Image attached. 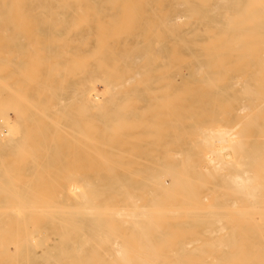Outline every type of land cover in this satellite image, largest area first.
Here are the masks:
<instances>
[{
	"label": "bare ground",
	"instance_id": "obj_1",
	"mask_svg": "<svg viewBox=\"0 0 264 264\" xmlns=\"http://www.w3.org/2000/svg\"><path fill=\"white\" fill-rule=\"evenodd\" d=\"M2 1H0L1 5L3 4ZM40 1H44L43 4H45V5H49V6L52 5L53 6V4H54V6L55 5L57 6L56 8H60V10H58V11H56V9L53 8V9H55V11H56L55 12L54 10H51L52 8H49V6H48V9L46 11V15L47 16L58 17V19L60 21V23L58 25H59L60 30L63 32V34H67V33H70V32H76V33L78 32L79 36L84 37V36H86V35L91 33L89 22L91 20L92 15L90 16L89 13L84 12L86 10H84V8H82L81 6L82 5H87L91 1L93 2L94 0H40ZM105 1H103V2H105L106 4H108V3L110 4V3H112V1H114L113 5H115L116 3H118L117 1H119V0H117V1H115V0H109V1L105 0ZM121 1H122L121 2L122 4L120 3L121 6H120V4L119 5L117 4V7L119 6L120 8L121 7L123 8V9L121 8L122 10H120V12L124 10V12H121V15L123 17H125V15L128 14L126 12V9L128 8L127 10H129V7H130L131 11H132L133 8H135L134 7L135 3L133 2L134 3L133 5H128V3H129V0H128V3L125 5V4H123V2H127V0H121ZM134 1H136V0H134ZM139 1L140 0L136 1L138 6L140 5ZM13 2H14V0H13ZM17 2H19V4H20V0H18V1L15 0L16 4H17ZM45 2H47V3H45ZM162 2H169V4H170V12H169V9H166L164 11L165 15H163V17H164V19L162 20L163 22H161L162 24H158L157 27L159 25H162V27L165 28V31H166L165 33H166V36H167V37L165 36V43L168 40L167 39L168 38V32H169V36L171 37L170 53L172 55V63H170V64H172V67L170 69H172V78H171L172 81H174L177 76L180 79L182 77V75L180 74V70L182 68H184V67H187L189 69V74L191 75L192 79L202 81L201 83L204 82L205 84H207L206 86H208L210 84L211 86L214 85L213 87L215 88L217 85L215 86V84H213V82H217V81H221V80L227 81V82H231L232 84L233 83H236V84L238 83V85H239V88H237L238 99L241 100L240 104L243 107H246V108H244V109H246V112L244 114H243L242 111L238 112V113H242V115H243L242 117H244V118L240 117V118H242L241 120L243 122L241 128H239V126H238V128H237L238 130L236 129L234 131L232 129L235 127L236 123H235V125L233 124V127H231V125H228L226 123H220V122L212 123L214 120H216V118H215V116L213 114H210L211 113L210 112L209 116L207 115V117H206L205 116L206 114H205L204 115L205 117L201 121L199 120L200 122L198 124H197V122H195L197 124V126L195 127L196 130H193L194 127L191 126L192 130L194 131V133H193V131L192 132L190 131L193 134V136H192V134H190V136H192L191 138H188V136L186 137V138H188V140L185 142L186 144H183L181 147H179V149L173 151V152L177 153L176 156H179L178 158L175 159V153L173 154V152H172V154H170L171 152L170 153L167 152L169 155L168 154H164L165 153L164 152L163 154L165 156L163 155L164 157L161 156V158L165 159L167 157L166 155H168V157H167V159H168L170 157V155H172V161H165V162H161V163H156V162L151 163L150 162V164H148L144 170H141L142 172H139V169H137V171L136 170L135 171L129 170L130 169V168L128 169L129 165L126 166L124 163L122 165L126 166L127 169L124 167L125 169L123 168L122 170H120L118 172L110 171L109 168H106V169L103 168L104 172H105V170L107 171V169H108L107 172H109V173H107V177L104 180H102V182L100 180H98L99 177L94 179L95 181L92 180L94 182H91V181H88V180H83V179L81 180V182H77L75 179H68L69 177L67 178L66 175H63L64 173L61 172L62 175H63L62 178L64 179L66 177L67 179L66 178L64 180H62L61 178L57 179L58 177L54 178V179L53 178H51V179L49 178L50 180L37 181V184H36V182H35V184H33V179H31V178H24V179L12 178V175L10 177L9 170H8V172H9L8 173L7 170H5L6 169L5 166L2 164V162H0L1 165H2V168L4 167V169H1L0 175H2V174L4 175V173H5L6 177H8V175L10 177V178L8 177V179L10 181L7 179L6 181H8V182H6V183H5V180L3 182L0 181V184L2 183V185H0V189L3 190V191L0 190V192L2 191L1 192L2 195L0 196V264H217V263L222 264V262L220 263L219 261L214 260L213 256H211V255L209 256V253L211 252V249H210V252L208 251L209 253L207 254L206 250L198 249V248H197L198 250H196V248L194 247L195 248L194 250H192V249L191 250H189V249L186 250V255H187V253H192L193 251L194 252L197 251V253H201L203 251L201 253L202 255H200V257L198 256L200 258V260L203 257V254H206V256H209L211 258L213 257L212 261L203 262L202 260L201 261L198 260L199 258L197 260H195L194 258L193 259H187L188 256L187 257L185 256V258H184L183 254H184L185 248L181 249V247H183V245H186V243L182 245L181 242H183V241H181V242L178 241L180 244L178 242L176 244L173 243L175 245L179 244L177 250L174 252L175 253L174 256L176 254L177 255L179 254V255H178L177 258L172 259L171 255H173L172 254L173 250H172V241L170 242V240H173L171 238H174L175 240H178L179 236H177V238H175L174 236H176V235L174 234L173 237H172V233H175L176 230L174 231L173 228L169 229V230L173 231L171 233L168 230V227H166L167 229L165 228V226H168V224H164L165 226L163 227V225L161 226V224L158 223V221H159L158 219L162 218V215H163L162 219L165 218L163 220L164 223H168L165 220L169 219L170 216L172 217L174 215V213L176 214V217L178 218V215L179 214L181 215V213H177V212H181V209H180L181 207L193 206V208H190L192 210L195 209V207L197 205L199 207L201 205V202H199V201L202 200V199L198 200V198H199V196H201V193H200L201 190H204V189L207 190V192H209L211 194L210 195V200L207 203L205 202V206H206V204H208V206L205 207L206 210L202 209V205L199 208L197 207V209L201 208V210H202V211L201 210L198 211V212H200V213H198V215L199 214L206 215L205 216V219L207 220L206 223H209V226H207V225L204 226V230L208 231V235H210L209 232H214L215 230H218V228H219V230H221L220 227H223L226 224L225 223L224 225H222V223H221L219 225H216L221 220H225L226 219V221H228L230 219L228 222H230L232 220L234 222V220L238 221L237 219L240 218V219H243L244 225H245L246 215L249 214L250 212H251V215L249 214L250 215L249 217L247 215V218H249V220L252 221V222L255 219L254 222L251 223V228L255 229L257 227H260V228H257L258 229V233H259V230L261 229V226H264L263 225L264 224V0H162ZM8 3H10L9 0H8ZM105 3H103V4H105ZM4 4H5V2H4ZM19 4H17V5H19ZM130 4H132V1L130 2ZM108 5H106V6H108ZM113 5L111 4L109 6L113 7ZM8 6L10 7V9L12 11V8H11L12 5L10 6V4H9ZM8 6L6 7L7 10L5 9L6 12L9 10ZM138 6H137V8H139ZM0 7H2V6H0ZM38 7L40 9V6H38ZM88 7L86 6V8L88 10L91 9V8H88ZM143 7H144V5H143ZM17 8H15V9L13 8L14 9V13L16 14V15L15 14H13V15H15V20L14 21L15 22L17 21L18 24H17V22H16V24H14L13 20H11L10 22L13 23L12 26H14V25H16V27H18V26L20 27L21 26L20 28H22V30L24 28L23 31H25V27L27 28V26H25V25H28V24H26L28 22H27V20L24 22L25 19L23 17L26 16V15L23 14V16H21L22 13H24V11L22 10L23 7H21V9H20V6H18ZM41 8H42V6H41ZM44 8L45 7H43V9ZM106 8H108V7H106ZM93 9H95V8L91 9L92 12L94 11ZM16 10L20 11L22 13H19ZM107 10H109V8ZM145 10H146V8H145ZM145 10H144V12H145ZM33 11H35V10H33ZM33 11H31V13ZM98 11H100V9ZM135 11H137V10H135ZM109 12H110V10H109ZM125 12H126V14L123 15L122 13H125ZM152 12H154V11H152ZM9 13L10 12H8L7 14H9ZM40 13H41L40 15H42V14L44 15V13H42V12H40ZM96 13L98 14V12H96ZM100 13H102V12H100ZM103 13H104V11H103ZM135 13H134V15L132 14V16L131 15L128 16L130 14V11H129V14L127 15V21L128 22H129V18L128 17H131V18H133V16L136 17ZM9 15H11V14H9ZM18 16H20L23 21L21 20V22H20V18ZM108 16L106 17L107 18L106 20L110 21V22L112 21L111 22V26L113 27L112 23L115 24V20H117L119 17L118 18L114 17L112 20H110L111 17H113L114 15L112 14V16H110V14H109ZM3 17H5V16H3ZM8 17H10V16H8ZM11 17H12V15H11ZM26 17L28 18V16H26ZM44 17L46 19V16H44ZM12 18H10V19H12ZM35 19H36V17H35ZM45 19H44V21H45ZM6 20H8V19H6ZM118 20L122 21L120 19H118ZM133 20H135V19L134 18L131 19V21H133ZM28 21L31 22V20H28ZM35 21L33 22L34 24L36 23ZM127 21L125 20V22H124L125 25H126ZM153 21H152V23H153ZM146 22H148V21H146ZM24 23H25V25H24ZM95 23H96V25H99L101 22L98 24L97 21H96ZM102 23H103V21H102ZM105 23L107 24V22H105ZM163 23L165 24V26L163 25ZM127 25H130V23L127 24ZM132 25H130L131 26L130 28H133ZM9 26H11L10 23H9ZM103 26H105V25H103ZM34 27L37 28V26H34ZM99 27L102 28V25L98 26V29H99ZM109 27H110V25H109ZM127 27H125V28H127ZM4 28H6V27H4ZM9 28H11V27H9ZM29 28L32 29V27H29ZM29 28H27L28 31L30 30ZM54 28H55V25H54ZM125 28H123V31H124ZM103 30H101V31L103 32ZM105 30L108 31V28L106 27ZM141 30L143 31V29H141ZM155 30L157 32L158 29H155ZM4 31L7 32L8 29H4ZM10 31H12V30H10ZM46 31H47V29H46ZM110 31H112V30H109V33H110ZM118 31H120V29H117V32L114 31L115 32L114 34L113 33H110V34H112V35L116 34V36H117V34L119 33L118 35L121 36L120 34H122L123 32L120 33ZM146 31H147V27H146ZM15 32H17V31H15ZM33 32L34 31H32V34H33ZM42 32H43V30H42ZM124 32H126V30ZM104 33L103 34L101 33L102 37H104V35L106 37V34H104ZM151 33H152V35L154 34L153 31ZM50 34H52V32ZM63 34H62L61 38H64ZM108 34H107V37H108ZM29 35H30V33H29ZM93 35H94V33H93ZM127 35H128V33H127ZM34 36H36V35H34ZM38 36H39V34H38ZM45 36H46V34H45ZM116 36H113V37H116ZM158 36H159V34H158ZM5 37L8 38L7 36H5ZM54 37L55 36H53V40L54 41L55 40L58 41V38H60V36L59 37L56 36L58 38H56V37L54 38ZM99 37H101V36L99 35ZM154 37L156 38L157 36H154ZM47 38H50V40L52 39V37L50 35V37H46V42H45V40L42 41V42L48 43L47 42V40H48ZM117 38L120 39V37H118V36H117ZM126 38H127V36H126ZM126 38H124V39H126ZM152 38H153V36H152ZM13 39L15 40V38H13ZM34 39H33L34 42H38V41H36V39L35 40ZM79 39H80V37H79ZM104 39H103V41L105 42ZM106 39H108V38H106ZM148 39L149 38L147 37L146 41ZM11 40H10V42L12 43ZM62 40L63 39H61L60 41L62 42ZM94 40H96L98 42L97 39H94ZM101 40H102V38H101ZM21 41H23V40H21ZM60 41H59V43H60ZM72 41L74 42V40H72ZM96 41H95V43H96ZM103 41H102L103 44H106V43L108 44V42L104 43ZM155 41L156 40H154V42ZM10 42L8 41V43H10ZM34 42L31 43L33 48L35 46ZM79 42H81L82 45H86L87 44V42L82 40V39ZM124 42H125V40H124ZM8 43L6 42V46H9V45H7ZM28 43L30 44V42H28ZM51 43H53V41ZM98 43H100V42H98ZM40 44L41 43H39V45ZM108 45L107 46H102V49H103V47H106V50H110V48H108ZM27 46H25V47L27 48ZM69 46L67 45L66 47H69ZM123 46H122V48H123ZM166 46H167V43H166ZM166 46H165V50H166ZM36 47H38V46H36ZM58 47H60V49L62 48L60 46V44H58ZM66 47H65V49L67 50ZM95 47H97V44L95 45ZM138 47H140V46L137 45L136 48H138ZM65 49H61V50H65ZM97 49H99V48H97ZM100 49H99L98 52H100ZM7 50L9 51V54L10 53H12V55H13V53L15 54L14 51L11 52V50H9L8 48H7ZM26 50H28V48ZM34 50H36V53H37L39 51L41 52L42 49L41 50H37L35 48ZM93 50L96 51V48L93 49ZM156 50H157V48H156ZM2 51H3V48H2V50H0V53ZM29 51H31V49ZM43 51H44V49H43ZM110 51H112L111 53L114 54V51L112 49ZM3 52H2V54H3ZM65 52H67V51H65ZM75 52H76V50H75ZM105 52L107 53V51H105ZM125 52H127V51L125 50ZM125 52H123V53H125ZM19 53H21V52L19 51ZM58 53L61 54V53H63V51L62 52L59 51ZM67 53H69V52H67ZM89 53L88 54L86 53V54L90 56ZM154 53L156 54V52H154ZM31 54L35 57V55L33 54V51H32ZM59 54L57 56H55V58L56 57L58 58V56L60 57ZM92 54L93 53H91V56H90L91 60L94 57V56H92ZM97 54L98 53H96V55ZM101 54H103V53L101 52L100 55ZM3 55H4V57H6L5 54H3ZM26 55H28V54H26ZM37 55H39V54L37 53ZM74 55H75V53L73 52V54H72L73 57H70V58L74 59V57H76V56L78 57V55H76V56H74ZM87 55H85V56H87ZM94 55H95V53H94ZM118 55H120V54L118 53ZM118 55H116L117 58L119 57ZM44 56H46V55L44 54ZM52 56H53V54H52ZM63 56H67V55L64 54ZM80 56H81V54H80ZM83 56L84 55H82V57ZM85 56H84V58H85ZM97 56H99V54ZM132 56H133V58L132 57L131 58L133 60H135V62L137 61L139 66H143L144 65L141 62L142 53L133 54ZM4 57H3V60L5 59L4 61H7L6 58L10 57V55L7 56L6 58H4ZM17 57L18 56H16L15 59H18ZM30 58H33V57H30ZM40 58L38 59L39 61H40ZM87 58H88V56H87ZM112 58L113 57H111V59ZM161 58H162V56H161ZM15 59H14V61H15ZM46 59L48 61L49 57L48 58L46 57ZM61 59H62V57H61ZM71 59H69V61ZM95 59H96V57H95ZM104 59H106V58H104ZM118 59L121 60V58H118ZM1 60H0V62H2ZM30 60L32 61V59H30ZM38 60L35 61V59H34L32 62H29V61L26 62V63L23 62L24 63L23 65H25V67H26L27 64H29V63L33 64V62L35 61L36 62L35 66H36V65H39V63L37 64ZM41 60H42V58H41ZM44 60H45V57H44ZM120 60H117V61L115 60L116 62L115 61L114 62L117 64L118 61H120ZM133 60H131V61H133ZM9 61L10 60L8 59L7 64H8ZM12 61H10V62L12 63ZM67 61L68 60H66V63L68 64ZM96 61L95 62L98 63V65H99L96 68H100L101 65H103L102 67H104L105 69H108V68L111 69L110 68L111 66L109 67V65H107V66L105 65L107 63H104V64L100 65L99 64L100 61H98V58H97ZM85 62L87 63V61H85ZM93 62H94V60H93ZM3 63L4 62H2V64L0 63V66L3 65ZM5 63H4L3 66L6 68L7 64L5 66ZM47 63H48L47 66L48 67L50 66V67L49 68L46 67V68L51 70V71H48V73H50V74H51V72L53 73V70H54L53 74L56 75L55 73L59 70V68H60V70L65 69L64 66H62L61 64H59V67H58L57 61H56V63L54 65L52 64L53 62H47ZM49 63H50V65H49ZM80 63H81V61L80 62L78 61V64H80ZM132 63L134 64V62H132ZM76 64H77V62H76ZM116 64H114V68H115ZM12 65H14V64H12ZM52 65L53 66L56 65V67H53ZM84 65H85V63H84ZM87 65H85V66H87ZM111 65H112V62H111ZM3 66H1V67H3ZM32 66H33V69L32 70L29 69L30 70L29 73L31 71L36 72L38 70L37 69L38 66H36V68H34L35 67L34 65H32ZM122 66H123V64H122ZM25 67L22 66L23 69ZM52 67L55 68V69H53ZM72 67L73 66H71L69 69H71ZM77 67H81V65L77 66ZM164 67H165V65H164ZM22 68L19 70L20 72H22ZM83 68H84V66H83ZM124 68H128V67L125 66V67H123V69ZM147 68H148V66H147ZM7 69H9V68H7ZM25 69H27V68H25ZM25 69H24V71H25ZM35 69H36V71H35ZM47 69H46V71H47ZM158 69L159 68H157V70ZM78 70H76V71H78ZM111 70H113V68ZM127 70H129V68ZM127 70L125 69V72ZM46 71H45V73H46ZM132 71L134 72V70H132ZM18 72H17V74L19 75L20 72L19 73ZM33 72H31V73H33ZM38 72H39V70L36 73H38ZM64 72H65V70H64ZM115 72L117 74H119L118 71H115ZM136 72L133 73V75H132L133 78L135 76H137ZM143 72L146 73V70H144ZM10 73H12V72H10ZM29 73H24V74L22 73L23 75H25V76L21 75L22 78L25 79L26 76L30 77L31 73L30 74ZM48 73L45 75L46 77L44 76V78H46V79L50 78V77H47V76H49ZM58 73L59 72H57V74ZM116 73H115V75H117ZM127 73H128V71H127ZM164 74H166V73L164 72ZM120 75H118V77ZM125 75H126V73H125ZM141 75L145 76V74L144 75L141 74ZM163 75H161V77ZM12 76H14V75L12 74ZM132 76H130L129 78H126L127 82H128V80L130 78H132ZM8 77H9V75H7V78ZM121 77L117 78V82L119 81L118 84L122 81ZM139 77L140 76H137L135 78L139 79ZM146 77H148V75ZM7 78L5 76V79H7ZM10 78H12V77H9V79ZM34 78L38 79V76L34 77ZM98 78H100V76ZM106 78L107 77H105L104 80H106V83H108ZM169 78L170 77H168V79ZM5 79H3L2 81H5ZM30 79H32V76L30 77ZM43 79H41L37 83L34 82V84H36L35 87H32V88L28 87L27 88V85H25L26 89H33V91H34L33 93L35 95H37V92H38L37 90H39L41 99L38 97V95H37V97L36 96H31V95H34V94L31 93V95L26 94V95H23L22 97H20V100L18 102H17V100L19 99V98L17 99L18 96H15L16 97V102H14V100H12L13 98L10 99L11 97H9V96H12L11 94L14 91L10 95L7 92V94H8L7 97H9V98L4 97L2 99L6 98L8 100L9 99L12 100V103H10V101L5 99L7 101V103L9 102L7 104L8 107L6 108V110L7 109L8 110L12 109L11 107L15 106L13 108L14 110L12 109V110H9V111L15 112L16 119H13V120H14L15 123H17V126L19 127V129L25 130L26 132L28 131V135H29L30 131H32L33 129L34 130L36 129L37 131L42 132L43 134H45V136H43L44 138L41 137V139L43 138V141L41 140L42 144L48 143V146H49V143H52V144L55 143V145H56V142L58 140V135H57L59 133L58 131L62 130V128L64 126H65V128H67L66 127L67 125L65 124V122L61 121L62 117H64V116L67 117V114H69V113H67L68 110L65 108L66 105L64 106L65 103L63 104L64 101L62 99H66L65 101H67V103H69L67 98H69L70 96L75 97V95L78 94L77 97L79 98L80 97L79 94H84V98L87 101L90 100L92 102L93 99H95L97 97V93L94 92L95 89L92 90L94 92L93 96H95V98L92 99L91 94H90L91 90L89 91V89H87V90L86 89H83V90L80 89L81 92L83 91L82 93H80V92L77 91L78 88L75 89V88H73L72 86H69V85H65V86L62 85L61 84V81H63L62 79H60V82H56V83L45 82L44 81L45 79L44 80ZM82 79H83V85H84V81L85 82L87 80L88 81H92L93 78L91 79L90 76H84V77H82ZM101 79H103V78H101ZM101 79H98V80L101 82L102 81ZM119 79H121V80H119ZM126 79L124 80V82L126 81ZM64 80L66 81V79H64ZM93 80H95V78ZM160 80H163V79L160 78ZM164 80H166V79H164ZM184 80H186V79H184ZM16 81H14V82H16ZM48 81H50V80L48 79ZM139 81H140V79H139ZM146 81H147V79H146ZM146 81H142V82L144 83ZM19 82H20V80H19ZM19 82H18V85H16L17 86L16 89L14 87H12V86L10 87L9 83H6V82L5 83L8 84L10 88H13V89H15V91L17 90L19 92V90L21 91L22 86L24 87V85L20 86ZM21 82H23V81H21ZM186 82H187V80H186ZM10 83H12V82H10ZM88 83L91 84L90 82H88ZM121 83H123V82H121ZM153 83L154 82H152L151 84H153ZM155 83H157V81ZM79 84H80V82H79ZM108 84H106V88L109 86ZM127 84H130V83L128 82ZM127 84L123 83L122 85H127ZM145 86H147V85L144 84V87ZM164 86L166 88H164ZM164 86L162 88L158 87L160 90L157 91V92H161V89H163V88H164L163 90H165L164 92H166V90L168 89L167 88L168 85H164ZM137 87H138V85H137ZM200 87H201V85H200ZM102 88H104V87H102ZM108 88H110V87H108ZM123 88H124V86H123ZM119 89H120V87H119ZM218 89L222 93H226V90L224 91V89H221V90H220V88H218ZM228 89L231 90V87L228 88ZM10 90L7 89L6 91H10ZM110 90L112 91V89H109V91ZM121 90H123V89H121ZM179 90L178 91L175 90V93L176 92L177 93H181L180 92L181 90L180 91ZM149 91L152 92L153 90L150 89ZM21 92H19V93H21ZM44 92H47V93L44 94ZM155 92H152V93H155ZM22 93L24 94V92H22ZM100 93H102V92H100ZM103 93H102V95H103ZM136 93H137V91H136ZM136 93L134 92L135 95H136ZM162 93H163V91H162ZM171 93H174V92H171ZM222 93H220V95ZM104 94H107V93H104ZM166 94H168V93L166 92ZM166 94H165V97L166 96L169 97L171 95V94H169V95H166ZM189 94H191V93H189ZM226 94H228V93H226ZM172 95L170 96L172 99L176 98V95H175L174 98H173L174 95L173 96ZM109 96H110V94H109ZM214 96H216V95H214ZM214 96L211 95V98L214 97ZM13 97H14V93H13ZM15 97H14V99H15ZM99 97H101V95ZM154 97H156V96H154ZM154 97H152V98H154ZM110 98H113L112 94H111ZM157 98L158 99H155V100L156 101H160V99L163 98V97L162 96H160V97L157 96ZM171 98L170 99L166 98V100L168 102L165 99H161V103H160L161 106L159 104L158 108L159 109H160V107L168 108V110H170V108L171 109L174 108L175 105H173L171 107H169L168 105H167L168 106L167 107L165 105L166 103H169V102L171 103V101H170ZM229 98H230V100L229 99L228 100L231 101L232 97L230 96ZM96 99H95V101L98 103V101ZM126 99L129 101L128 98H126ZM126 99L125 100H121V102L122 101H127ZM183 99H185V98H183V96H182L180 99H176V100H179V101L181 100V102H182ZM69 100H70V98H69ZM76 100H78V99L76 98ZM174 100H172V102ZM225 100H226V103L225 102L224 103L226 105V104L229 103V101L227 103V99H225ZM1 101L2 100L0 99V103H1ZM163 101H165V103ZM213 101H216V99L214 98ZM233 101L234 102L236 101L235 97L233 98ZM39 102L41 104H39V107H37L38 106L37 103H39ZM78 102H79V100H78ZM78 102H77V104H78ZM91 102H89V103H91ZM132 102H134V101L132 100ZM162 102L164 103L163 105H162ZM14 103H16V104H14ZM170 103H169V105H171ZM210 103H212V102H210ZM10 104H11V107H10ZM69 104H71V103H69ZM80 104L83 105L82 104V99L79 102V105ZM127 104L128 103H126L124 105H127ZM146 104H147V102H146ZM193 104H195V103H193ZM213 104L214 103H212V106H214ZM218 104L222 105L223 102L218 103ZM218 104L216 103L215 106H217ZM20 105H22V106L20 107ZM91 105L93 106V103H91ZM129 105L130 104H128L127 106L129 107ZM153 105L155 107V103H153ZM153 105L152 106L150 105V106L153 107ZM199 105H200V103H199ZM228 105L226 107L230 108V105L229 106ZM156 106H157V104H156ZM177 106H179V105H176V108H178V109L181 108L180 106L179 107H177ZM224 106H221L220 108H223ZM69 107L70 106H68V108ZM119 107H121V106H119ZM197 107H198V105H197ZM95 108L99 109L101 107H96L95 106ZM95 108L93 106V110ZM188 108H189V105H188ZM188 108H186V109H188ZM213 108H210V109H211V111L214 112V110H212ZM76 109H78L80 111V112H76V114L77 113H81V112H82L81 114H84L86 112V110L88 111L87 107H86V110H85V108H81L79 106H77ZM80 109H84V111H82ZM141 109L143 110V107ZM141 109H138V110H141ZM145 109H147V108H144V110ZM78 110H73V111H78ZM116 110H118V109H116ZM121 110H123V108ZM148 110H149V108H148ZM218 110H220V109L218 108ZM237 110L239 111V108ZM240 110H242L241 107H240ZM166 111H165V114L167 113ZM173 111H175V110H173ZM137 112L140 114L139 111H137ZM144 112L145 111H143V113ZM157 112L158 111H156V113ZM178 112H179V110H178ZM203 112H204V110H203ZM226 112H228V111H226ZM236 112H235V114H236L235 116L238 115ZM159 113L160 112H158L156 115L159 116ZM175 113H173V114H175ZM169 114H170V112H169ZM180 114L178 116H181L180 118L183 117V119H184V116H182V114L181 115ZM77 115L79 117V114H77ZM170 115H172V112H171ZM170 115H169V118L171 119L172 117ZM176 115L177 114H175V116ZM154 116H152L150 118L152 119ZM178 116H177V118H178ZM216 116H217V114H216ZM6 117H7V115H6ZM155 117L153 118V120L155 119ZM237 117H239V116H237ZM68 118L70 119L69 116H68ZM116 119L117 120H111L110 121L111 122L110 124H112V125H109L108 119H107L106 122H107L108 126H104L105 124L104 125L102 124L105 127V128L103 127V129H105L107 131L110 130V132L113 131L111 126L115 125L114 122L115 121H119V119L121 121H123L124 118L121 117V118H116ZM189 119L190 120H194V119H191V116H190V118L189 117L187 118V120H189ZM237 119H239V118H237ZM73 120H74V118H73ZM138 120H140V119H138ZM84 121H86L89 125L91 124L86 119ZM168 121H169V119H168ZM75 122H73L71 120L70 123H72L73 126L75 125V129H76L79 124H78V122H76V124H78V125H76ZM144 122H143V118H142V123H144ZM178 122H179V120H178ZM12 123L9 120H7V118L3 119V117H0V145H2L3 148L6 145L8 146L10 143H14V145L16 143L13 140V137H14L13 135H15V134H13L14 132H13L12 127H11ZM142 123H140V124H142ZM150 123H152V125L154 124L153 121L151 122V120H150ZM150 123L147 122L146 124H144V125H146V128L148 126L151 129L152 125ZM160 123H156V124H154L152 126L153 133H154V129L157 130V131H155L156 134L154 133L155 134L154 138L157 137L156 139H158V142H159V138H160V133L159 132H161V131L164 132L165 131V133L167 134L166 130L168 129L167 128L166 130H164L166 127L165 128H161V125H163V123L162 124H160ZM237 123H238V121H237ZM147 124H150L151 126H149ZM158 124L160 125V127H159ZM174 124H176V123H174ZM250 124L252 125V128H253L252 134L249 133V126L251 127ZM13 125H14V123H13ZM92 125L93 124H91V128H92ZM144 125H143V127H144ZM156 125L159 128H157V127L153 128ZM84 126H85V124H84ZM130 126H129V128H130ZM132 126H134V125H132ZM170 126H169V128H171V131L174 129L173 130V134L177 133L176 130H175L176 128L173 127L174 125H170ZM180 126H181V124H180ZM108 127H110V128H108ZM116 127H118V130H120L119 125L115 126V129H116ZM69 128H70V126H69ZM183 128L181 129L182 131L185 129V128L184 129ZM190 128H189V130H190ZM77 129L79 130L81 128H77ZM94 129H96V128H94ZM186 129H187V127H186ZM36 130L33 131V132L34 133L37 132ZM67 130H69V129H67ZM105 130H103L102 133H104ZM158 130H160V131L158 132ZM62 131H64V130H62ZM85 131H84V135H83V130H80L78 132L83 135V136L82 135L81 136L86 141V138L88 139V137L92 136L94 134V132L87 137ZM163 132H162V134H163ZM71 133H73V132H71ZM79 133H77V135H79V138H80V134ZM87 133L90 134L89 132H87ZM149 133L150 132H148V134ZM153 133L149 134V137L153 138V136H152ZM65 134L68 135V133H66V132H65ZM107 134H109V133H107ZM148 134L146 136H148ZM166 134H165V136H166ZM179 134L182 135V133H179ZM179 134L176 135V136H178L180 138ZM17 135H18V132H17ZM46 135H48V137H49V139H47V140H46ZM71 135L72 134H70L69 137L73 138ZM156 135H158V136H156ZM161 136L164 137V135H161ZM29 137H31V136H29ZM111 137L112 136H110V139H111ZM168 137H171V136H168ZM107 138H108V135H107V137H106L104 142H107V140H108ZM174 138H175V135H174ZM18 139H16V140H18ZM21 139H23V138H21ZM146 139H147V137H146ZM34 140H36V138L33 139V142H34ZM90 140L92 141V137L89 139V142H91ZM172 140H174V139H172ZM175 140H177V139H175ZM12 141H14V142H12ZM75 141L78 142L76 139H74V142ZM93 141H95V139H93ZM100 141H101V139H100ZM100 141L97 140L94 143H97V142H100ZM170 141H167V142L169 144L170 143L172 144L173 141H171V142ZM21 142L25 143V141L23 142V140H21ZM21 142L18 140V143H16V144L19 145ZM74 142H72V144ZM89 142L87 141L86 143L90 144ZM155 142H157V141H155ZM22 143L19 146L20 147L22 146L21 148L23 149V144ZM94 143L93 142L91 143L92 147L95 146V145H93ZM150 143H148V144H150ZM37 144H38V142H37ZM75 144L76 143H74V145ZM77 144H80V147H81V145L84 144V142L83 143L78 142ZM97 144L99 145V143H97ZM101 144H102V146H105V143L101 142L100 146H101ZM157 144H155L156 147L158 146ZM25 145H27V144L25 143ZM165 145H166V142H165ZM165 145H164L163 148H166ZM82 146L85 147V145H82ZM13 147L14 146H12V148ZM35 147H37V145H35ZM110 147H111V145H110ZM110 147L107 146V148H110ZM15 148H16V146H15ZM15 148H13V149H15ZM28 148L31 149L30 147H28ZM8 149H10V148H8ZM22 149H19L20 152H16L14 150L16 152L15 153L13 151L14 155L15 154L17 155L19 153L23 155V153L21 152ZM34 149L35 148L33 146V149H31V151L34 150ZM81 149H82V147H81ZM85 149H87V146H86ZM94 149L95 148H93V149L92 148L91 149L88 148L87 150H89V151L91 150V152L92 151L94 152ZM100 149L96 148L95 150L99 151V153H100V151H101ZM110 149L113 150L114 146H113V148L111 147ZM115 149L118 152H121V151L123 152V150H118L117 148H115ZM129 149H131V148H129ZM164 150L165 149H163V151ZM28 151H30V150H28ZM82 151H83V149H82ZM166 151H169V150L166 149ZM170 151H172V150H170ZM23 152H25L28 155V157L31 158V160L34 158L32 161L30 160L31 162H33V161L36 162L35 158H38V157H34L35 153H34V156L32 158V153L31 154L29 152L27 153L24 149H23ZM101 152H103V151H101ZM108 152H110V151L108 150ZM108 152H106V153H108ZM129 152L130 151L128 150V153H126L125 151L123 153H126L127 156H129L130 155ZM150 152H152V150ZM87 154H86V156H87ZM97 154L93 153V155H97ZM103 154L104 153H102V156H101L102 159L100 158L99 162L103 161L107 157V156H104L105 158L103 159ZM111 154L112 155H110V156L112 157L113 154H115V153H111ZM120 154H121V157H122L123 154L122 153H120ZM120 154H117V155H120ZM144 155L146 157V154H144ZM3 157L2 158L0 157L1 161H2ZM118 157H120V156H118ZM130 157L133 158L134 155L133 156L130 155ZM5 158H6V156H5ZM93 158H95V157L93 156ZM123 158H125V157L123 156ZM137 158L138 157L135 158V161L137 160ZM18 159L20 160V157H17L16 160H18ZM106 159L104 161H106ZM108 159H110V158H108ZM144 160L147 161L146 159H144ZM158 160H163V159L159 158ZM92 162L90 161V163H92ZM107 162H109V163H107ZM107 162H106L107 164L112 165L113 164L112 162H114V161L110 162V160L109 161L107 160ZM11 163H13V162L11 161ZM127 163H128V161H127ZM130 163H132V161ZM136 163H137V161H136ZM31 164L32 163H28V165H31ZM101 164H103V162H101ZM119 164H121V163H119ZM133 164H135V163H133ZM38 165H37V167H38ZM103 165H105V164H103ZM116 165L117 164H115V165L113 164V166L117 167ZM105 166H107V165H105ZM136 166H138V163H137ZM140 166H142L141 163H140ZM17 167H19V165H17ZM77 168H78V166H77ZM55 170H57V167H55ZM66 170L67 169H65V171ZM97 170H98V168H97ZM12 171H14V170H12ZM35 171H37V170L34 169L30 173L32 175L34 173H38V177H39L41 175V174H39L40 172H35ZM55 172H57V171H55ZM66 172L69 175L71 174L70 171L69 172L66 171ZM94 172H95V170H94ZM57 173H59V172H57ZM16 174H18V173H15V175ZM68 174H67V176H68ZM76 174H77V172H76ZM96 174L97 173H95V176H97ZM133 174H134V176L136 174L140 176V178L136 180L137 182L139 181L140 183H138L137 185L134 184L136 182H134L133 184H126L124 178H126V176H128V175H133ZM162 174L163 175L166 174L167 176L170 177L171 181H169V183H167L168 185L165 184V182H163ZM137 175H136V177H138ZM2 176H1V178H2ZM73 176L75 177V175H73ZM49 177H51V176H49ZM40 178H42V176H40L39 179ZM93 178H94V176H93ZM2 179H6V178L3 177ZM187 179H188V181L190 183H192V182L194 183L196 181H198V182L200 181V182L198 184H196L197 182L195 184H187V181H186ZM9 182H10V184H9ZM184 182H186V183H184ZM3 183H4V185L8 184L11 187L10 186L9 187L8 186H3ZM88 184H89V186H88L89 189L87 190V187L85 189V185L87 186ZM34 185H35V187H38L39 185H43V187L47 191H45V189L43 190V192H41L42 191L41 189H40V191L38 189L35 190L34 189L35 187L33 188ZM120 191H122V192H120ZM138 191H140V192H138ZM103 193L106 194V196H104ZM137 193H141L142 194L141 197L144 199L143 201H141V202L137 201V199L141 198V197H139V195H137ZM116 195H118L119 197L116 196ZM203 195L206 196V194H203ZM235 196H237V198H235ZM189 197H190V199H188ZM200 198H204V197L201 196ZM236 201L238 202V204H237L238 206L237 205L234 206ZM236 207H238V209H240V212L241 211L243 212L245 210V212L247 211L248 213L246 212L247 214L245 216H243L244 215L243 213H241V215L243 214L242 216H238L237 213H235V212H238V214H239V211H235L237 209ZM249 207L251 209L253 208L254 210L253 209L250 210ZM203 208H204V206H203ZM234 208H236V209H234ZM176 209H178V211ZM187 209H189V207ZM230 209H234V210L230 211ZM247 209H249V211ZM166 211H170V212L171 211L172 212L175 211V212L174 213H169V212H166ZM203 211H205V212L201 213ZM195 212H191V213H195ZM231 212H233V213L231 214ZM165 213L166 214L169 213L170 215L166 216V215H164ZM188 213L189 214H187V216L188 215H190V216L187 217L185 224L187 223V220L190 217L193 216V214H191L190 212H188ZM228 214L230 215L229 216L230 218L228 217ZM106 215H108V217H112L111 220H109V221H111V222L113 221L112 222L113 224L116 223V221L117 222H121V224H125V225L128 224V228L130 229L127 232L128 234L122 232L123 233V236H122L117 231V229H118L117 226H119V224L116 223L115 225H113L112 223H109V221H105V220H108V219H105V218L103 219L102 218V216L103 217L105 216L107 218ZM180 215H179V217H180ZM254 215H256V216H254ZM155 216H158V217H155ZM195 216H197V215L195 214ZM252 216H253V219L250 218ZM176 217L173 216L174 219ZM202 217L200 218L201 220L203 219ZM207 217H209V218H207ZM194 219L195 218H193L192 221ZM197 219H195L194 221H196ZM198 220H197V222H198ZM201 220H199V221H201ZM210 220H213V221H210ZM175 221H176V219H175ZM181 221H182V219H181ZM243 221H242V223H243ZM160 222H161V220H160ZM210 222H212L211 223L212 225H210ZM107 223L110 224L109 226L112 225V227H109V226L103 227V226H106ZM254 223L257 225V227H256V225ZM102 224H104V225H102ZM179 224L182 225L181 222L179 221L178 225L173 226V227H177V226H179ZM192 224H190V225H192ZM238 224H239V222H237L236 225H238ZM240 224H241V220H240ZM125 225H121V226H125ZM234 225L235 224H233V226H232V228L230 230L231 231L230 234L231 233L233 234V232L235 230L234 229ZM169 226L172 227L171 224H169ZM247 226H246V228H248ZM125 227H124V230L126 231ZM189 227H192V226H189ZM240 227H238V228H240ZM177 229H178V227H177ZM181 229H182V226H181ZM223 230H224V227H223ZM240 230L244 231V229L243 230L240 229ZM119 231H121V230H119ZM177 231L179 232V230H177ZM182 231H183V229H182ZM184 231H185V229H184ZM260 231H262V230H260ZM116 232H118L119 235L116 234ZM194 233H193V235H194ZM246 233H247V231H246ZM246 233H240V234L238 233V234L242 236V234L246 235ZM251 233H255V232H251ZM124 234H127L126 235L127 239L125 238ZM182 234H186V233H182ZM189 234H190V231H189L188 235ZM218 234L220 235L221 233L219 232ZM261 234L263 235L264 232H262ZM261 234H259L258 236H260L261 239H263ZM223 235H225V233ZM230 236L232 237L233 235H230ZM213 237L216 238L215 241L217 243L214 240H212V239H209V240L214 241L217 245H218V243L219 244L223 243L224 247L226 246L224 243L229 241V240H227L226 242H224L222 240L223 242H221L220 238H217L219 236H213ZM213 237H211V238H213ZM220 237H222V236L220 235ZM231 237H230V240L231 239L232 240L236 239V237H234V236H233V238H231ZM247 237H244L245 238L244 240H246ZM252 238H254V237H252ZM189 239L191 241V239H193V238H189ZM239 239H240L239 241H241L242 237H239ZM123 240H125V241H123ZM132 240H134L135 242L133 243ZM196 240H197V238H196ZM237 240H238V238H237ZM237 240H235V241H237ZM247 240H249V239H247ZM218 241H220V242H218ZM235 241L229 242V244L227 246L231 245V247H233V246L237 245V244H233V242L235 243ZM262 241H263V244H264V239ZM200 242H199V245L202 244V241H200ZM241 242H243V240ZM101 243H105V246H108L109 249H103L102 250L100 248V244ZM237 243H238V241H237ZM239 243H238L237 247L239 245L241 247L242 244H239ZM203 244L205 245V247H206V245L208 247H211V245L209 246L208 243L207 244L203 243ZM203 244H202V246H203ZM196 245H198V244H196ZM249 245H250V241H249ZM254 245H251V246L253 247ZM186 246H188V243H187ZM243 246H244V244L242 245V247ZM258 246H260V245H258ZM258 246L256 247V245H255V247H256L255 249L258 250ZM86 247L90 248V249H88L89 251H85L84 250V248H86ZM190 247H193V246H190ZM199 247H201V246H199ZM221 247H222V245H221ZM99 248L101 249V252L104 253L105 255H114L115 257L112 256L113 258L112 257L111 258H107V257H110V256H106V258H104L102 256L101 258H99L100 255H98L99 257H97V254H99ZM253 248L250 249V250L252 251ZM260 249H261V247H260ZM235 250L230 252V253L226 252L227 254L225 256L227 257V255L229 254L228 257L230 258L232 255L235 254L234 256L236 257L238 251L236 250L237 251L236 252ZM238 250L241 251V253L240 252H238V253H240V254L244 253V252H242L241 249H239V247H238ZM262 250L263 249H261V251ZM221 252H224V250L221 251ZM248 253H249V251H248ZM179 256H181V257H179ZM189 256H190V254H189ZM196 256H195V258H196ZM243 256L245 257L246 254L242 255L241 257L243 258ZM247 256H248V254H247ZM238 258L239 257H237V260H238ZM259 258H261V256ZM204 259H207V257L204 258ZM246 259L247 258H245V260ZM254 259H257V258L253 257V260ZM242 260H241L240 263H243ZM224 261L227 262L229 260L225 259ZM260 261H262V260H260ZM230 263H232V262H230ZM223 264H226V263H223Z\"/></svg>",
	"mask_w": 264,
	"mask_h": 264
},
{
	"label": "rangeland",
	"instance_id": "obj_2",
	"mask_svg": "<svg viewBox=\"0 0 264 264\" xmlns=\"http://www.w3.org/2000/svg\"><path fill=\"white\" fill-rule=\"evenodd\" d=\"M0 1H2V0H0ZM16 1H18V0H16ZM23 1V0H22ZM21 0H20V4H19V2H17V4H19V5H17L16 3H15V0H14V2H13V0H9V2L10 3H8V0H3L2 1V5L0 4V6H2V7H0V50H2V48H3V54H5L6 55V57L7 56H9L10 55V57H8V58H6V57H4V55L2 54V52L0 53V60L2 61V62H6L5 63V66H6V64H7V61H8V59L10 60V61H12V63L9 61L8 62V64H7V66H6V68L3 66L4 65V63H3V65H1V66H3V67H1L0 66V99L2 100L1 101V103H0V111L2 112H0V117H3V119H6L7 118V120H9L11 123L13 122L14 123V125H13V123L11 124V127H12V130H13V134H15V135H13L14 137H13V140L16 142V143H18V140L21 142V140H23V142L25 141V143L27 144V145H25V143H22L23 144V149L28 153H32V158H33V156H34V153H35V156L34 157H38V158H35V161L36 162H31L32 160H31V158L30 157H28V155L25 153V152H23V149L18 145V144H16L15 143V145H14V143H10L12 146H14L13 148H15V146H16V148L15 149H13L12 148V146L10 147L9 145L7 146H4V148H3V146L2 145H0V157L2 158L3 156V159H2V161H1V158H0V162H2V164L5 166V170H7V172H8V170H9V174H10V177H11V175H12V178H19V179H24V178H31V179H33V184H35V182H36V184H37V181H44V180H50L51 178H57V179H62V180H64L66 177L68 178V179H75L77 182H81V180L83 179V180H88V181H91V182H94L95 180L94 179H96V178H98L99 177V179L98 180H100L101 182H102V180H104L106 177H107V173H109V172H107L108 171V169H107V171L105 170V172H104V169L103 168H109V170L110 171H116V172H118V171H120V170H122L124 167L126 168V166L127 165H129L128 166V169L129 170H133V171H137V169H139V172H142L141 170H144L145 168H146V166L148 165V164H150V162L151 163H153V162H156V163H161V162H165V161H172V155H170V157L167 159V157H168V153H170V154H172V152L173 151H175V150H177V149H179V147H181L183 144H186L185 142L188 140V138H191L192 136H193V134L191 133L193 130H196V126H197V124L206 116L207 117V115L209 116V113L210 114H213L214 116H215V118H216V120H214L212 123H217V122H220V123H226V124H228V125H231V127H233V124L235 125V123H236V125H235V127L232 129V130H236L237 128H238V126H239V128H241V126H242V118H244V117H242L243 115H242V113H238V112H243V114L246 112V109H244V108H246V107H243L240 103H241V100L240 99H238V95H237V88H239V85H238V83L236 84V83H231V82H227V81H223V80H221V81H217V82H213V84H215V88L213 87L214 85H208V86H206L207 84H205L204 82L203 83H201L202 81H199V80H194V79H192V77H191V75L189 74V69L187 68V67H184V68H182L181 70H180V74L182 75V77L179 79V77L177 76L176 78H175V80L174 81H172V69H170L171 67H172V64H170V63H172V55H171V53H170V48H171V37L169 36V32H168V40H167V46H166V43H165V36H166V31H165V28H163L162 27V25H159L158 27H157V25L158 24H162L161 22H163L162 20L164 19V17H163V15H165V10L166 9H169V12H170V4H169V2H162V0H140L139 1V3H140V5L138 6L137 5V0L136 1H134V0H129V3H128V0H127V2H123V4H127L128 3V5H133L134 3H135V8H133L132 6V8H133V10L135 9V10H137V11H131V8L129 7V10H127L126 8V12L129 14V11H130V14L128 15V16H132V14L134 15V13H135V15H136V17L135 16H133V18L135 19V20H133V21H131V19H133V18H131V17H128L129 18V22L127 21V15H125V17H123L122 15H121V12H124V10L123 11H121L120 12V10H122L119 6L117 7V4L119 5L122 1L121 0H119V1H117V0H115V1H117L118 3H116L115 5H113L114 4V1H112V3H108L109 5H113V7H111V6H109L108 4H106L107 2L105 1V0H94L93 2L91 1L89 4H87V5H82L81 7L82 8H84V10H86V11H84V12H87V13H89L90 14V16L92 15V17H91V20H90V22H89V26H90V29H91V33L90 34H88V35H86V36H84V37H82V36H79V33L77 32H70V33H67V34H63V32L60 30V28H59V23H60V21H59V19H58V17H54V16H47L46 15V11H47V9H48V6L49 5H45V4H43L44 3V1H40V0H24L23 2H22ZM102 1V2H101ZM103 1H105V2H103ZM107 1H109V0H107ZM132 1V4H130V2ZM143 1V2H142ZM153 1V2H152ZM4 2H5V4H4ZM54 2V1H53ZM134 2V3H133ZM156 2V3H155ZM1 3V2H0ZM12 3V4H11ZM14 3V4H13ZM45 3H47V2H45ZM101 3V4H100ZM103 3H105V4H103ZM147 3V4H146ZM162 3V4H161ZM10 4V6L12 5V11H11V9H10V7L8 6ZM23 4V5H22ZM95 6H94V5ZM122 4V3H121ZM121 4H120V6H121ZM6 5V6H5ZM17 5V6H16ZM106 5H108V6H106ZM143 5H144V7H143ZM147 5V6H146ZM160 5V6H159ZM8 6V8H9V10L6 12V7ZM18 6H20V9H21V7H23L22 8V10L24 11V13H22V12H20V11H17V12H19V13H22V15L21 16H23V14L24 15H26V16H28V18L26 17V16H24L23 18L25 19L24 20V22L27 20V22L28 23H26V24H28V25H25V23H24V25L25 26H27V28H29V27H32V29L31 28H29L30 30L28 31V29L25 27V31H23L24 30V28H23V30H22V28H20L19 26L18 27H16V25H14V26H12V24L14 23V24H16V22L14 21L15 20V13H14V9L15 8H17ZM38 6H40V9H39V7ZM41 6H42V8H41ZM86 6L88 7V8H95V9H93L94 11L92 12V10L91 9H87L86 8ZM97 6V7H96ZM137 6L140 8H137ZM38 7V8H37ZM43 7H45L44 9H43ZM57 6L55 5L54 6V4H53V6L51 5V6H49V8H52L51 10H54L55 11V9H56V11H58V10H60V8H56ZM102 7V8H101ZM105 7V8H104ZM106 7H108L109 8V10H110V12H109V10H107L108 8H106ZM111 7V8H110ZM116 7V8H115ZM14 8V9H13ZM53 8H55V9H53ZM104 8V9H103ZM114 8V9H113ZM145 8H146V10H145ZM152 8V9H151ZM6 9V10H5ZM18 9V8H17ZM28 9V10H27ZM37 9V10H36ZM100 9V11H98ZM33 10H35V11H33ZM144 10H145V12H144ZM151 10V11H150ZM28 11V12H27ZM31 11H33L32 13H31ZM55 11V12H56ZM103 11H104V13H103ZM152 11H154V12H152ZM5 12V13H4ZM8 12H10L9 14H11L12 15V17L14 18H12L11 17V15H9V14H7ZM16 12V13H17ZM40 12H42V13H44V15L42 14V15H40L41 13ZM92 12V13H91ZM96 12H98V14L96 13ZM100 12H102V13H100ZM126 12L125 13H122L123 15L124 14H126ZM134 12V13H133ZM143 12V13H142ZM2 13V14H1ZM4 13V14H3ZM38 13V14H37ZM146 15H145V14ZM160 13V14H159ZM13 14H15V15H13ZM36 14V15H35ZM104 14V15H103ZM110 14V16H112V14L114 15L113 17H111V19L110 20H112L114 17H119L118 19H120V20H122V21H119L118 19L117 20H115V24L114 23H112L113 24V27L111 26V22L110 21H107L106 19V17L108 16ZM153 14V15H152ZM20 15V14H19ZM31 15V16H30ZM3 16H5V17H3ZM8 16H10V17H8ZM30 16V17H29ZM44 16H46V19H45V17ZM19 18H20V22H21V17L20 16H18ZM26 17V18H25ZM32 17V18H31ZM35 17H36V19H35ZM44 17V18H43ZM109 17V16H108ZM160 19H158V18ZM163 17V18H162ZM10 18H12V19H10ZM30 18V19H29ZM141 18V19H140ZM6 19H8V20H6ZM33 19V20H32ZM44 19H45V21H44ZM99 19V20H98ZM116 19V18H115ZM145 19V20H144ZM147 19V20H146ZM3 20V21H2ZM11 20H13L14 22L13 23H11L10 21ZM28 20H31V22L30 21H28ZM36 20V21H35ZM101 20V21H100ZM125 20L128 22H126V25H125ZM150 20V21H149ZM154 20V21H153ZM158 20V21H157ZM23 21V20H22ZM36 22L35 24L33 23V22ZM40 21V22H39ZM48 21V22H47ZM97 21V23L99 24L100 22V24L99 25H96V22ZM100 21V22H99ZM102 21H103V23H102ZM146 21H148V22H146ZM152 21H153V23H152ZM7 22V23H6ZM53 22V23H52ZM58 22V23H57ZM105 22H107V24L105 23ZM114 22V21H113ZM120 22V23H119ZM9 23L11 24V26H9ZM43 23V24H42ZM49 23V24H48ZM118 23V24H117ZM130 23V25H132L133 26V28H130L131 26L130 25H127V24H129ZM145 23V24H144ZM3 24V25H2ZM17 24H18V22H17ZM30 24V25H29ZM55 25V28H54V25ZM124 24V25H123ZM100 25H102V28L101 27H99V29H98V26H100ZM103 25H105V26H103ZM109 25H110V27H109ZM145 25V26H144ZM163 25L165 26V24L163 23ZM34 26H37V28H35ZM51 26V27H50ZM95 26V27H94ZM97 26V27H96ZM128 26V27H127ZM4 27H6V28H4ZM9 27H11V28H9ZM53 27V28H52ZM57 27V28H56ZM106 27L108 28V31L107 30H105L106 29ZM125 27H127V28H125ZM144 27V28H143ZM146 27H147V31H146ZM154 27V28H153ZM20 28V29H19ZM47 29V31H46V29ZM97 28V29H96ZM110 28V29H109ZM123 28H125L124 29V31L126 30V32H124L123 31ZM4 29H8V31L6 32V31H4ZM37 29V30H36ZM105 31H104V30ZM117 29H120V31H118V32H123L122 34H120L121 36H119L118 34H117V36L118 37H120V39L119 38H117V36H116V34L115 35H112V34H110V33H115L114 31H116L117 32ZM141 29H143V31L141 30ZM155 29H158L157 30V32H156V30ZM10 30H12V31H10ZM14 30V31H13ZM20 30V31H19ZM42 30H43V32H42ZM57 30V31H56ZM98 30V31H97ZM101 30H103V32L101 31ZM109 30H112V31H110V33H109ZM114 30V31H113ZM130 30V31H129ZM136 30V31H135ZM151 30V31H150ZM4 31V32H3ZM15 31H17V32H15ZM23 31V32H22ZM32 31H34L33 32V34H32ZM45 31V32H44ZM109 33H107V32ZM153 31V35H152V32ZM10 32V33H9ZM20 32V33H19ZM52 32V34H50V33ZM99 32V33H98ZM105 32V33H104ZM5 33V34H4ZM28 33V34H27ZM29 33H30V35H29ZM93 33H94V35H93ZM101 33L103 34H106V37H105V35H104V37H102V35H101ZM127 33H128V35H127ZM139 33V34H138ZM141 33V34H140ZM7 34V35H6ZM38 34H39V36H38ZM45 34H46V36H45ZM48 34V35H47ZM55 34V35H54ZM62 34L64 35L63 37L64 38H61V36H62ZM83 34V33H82ZM101 36V37H99V35ZM107 34H108V37H107ZM151 34V35H150ZM158 34H159V36H158ZM9 35V36H8ZM29 35V36H28ZM34 35H36V36H34ZM50 35H51V37H52V39L50 40V38H47L48 40H47V42L48 43H45L46 42V37H50ZM70 35V36H69ZM98 35V36H97ZM138 35V36H137ZM5 36H7L8 38H6ZM53 36H60V38L61 39H63L62 40V42L60 41L61 39L60 38H58V37H56V38H58V41H54L53 40ZM96 38H95V37ZM112 36V37H111ZM113 36H116V37H113ZM124 36V37H123ZM126 36H127V38H126ZM152 36H153V38H152ZM154 36H157L156 38L154 37ZM37 37V38H36ZM54 37V38H55ZM66 37V38H65ZM79 37H80V39H79ZM149 38L147 41L149 42H147L146 41V38ZM167 37V36H166ZM13 38H15V40L13 39ZM17 38V39H16ZM26 38V39H25ZM36 39V41H38V42H34L33 41V39ZM75 38V39H74ZM101 38H102V40H101ZM105 38V39H104ZM106 38H108V39H106ZM124 38H126V39H124ZM12 39V40H11ZM34 39V40H35ZM43 39V40H42ZM84 40V41H86L87 42V44L86 45H82V41L81 42H79L80 40ZM94 39H97L98 40V42H100V43H98L96 40H94ZM100 39V40H99ZM103 39L105 40V42H108V44L106 43V44H103L102 43V41H103ZM118 39V40H117ZM10 40L12 41V43L10 42ZM21 40H23V41H21ZM45 40V42H42V41H44ZM72 40H74V42L72 41ZM122 40V41H121ZM124 40H125V42H124ZM154 40H156L155 42H154ZM8 41L10 42V43H8ZM53 41V43H51ZM59 41H60V43H59ZM76 41V42H75ZM95 41H96V43H95ZM121 41V42H120ZM6 42L8 43L7 45H9V46H6ZM18 42V43H17ZM28 42H30V44L28 43ZM32 42H34L35 44V46H34V48L32 47V45H31V43ZM104 42V41H103ZM104 42V43H105ZM112 42V43H111ZM38 43V44H37ZM39 43H41L40 45H39ZM44 43V44H43ZM75 43V44H74ZM103 45H102V44ZM130 43V44H129ZM156 43V44H155ZM158 43V44H157ZM2 44V45H1ZM28 46H27V45ZM37 44V45H36ZM58 44H60V46L62 47L61 49H65V47L68 45H70L69 47H66L67 48V50L65 49V50H61L60 49V47H58ZM81 44V45H80ZM97 44V47H95V45ZM123 46V48H122V46ZM136 44V45H135ZM56 45V46H55ZM65 45V46H64ZM100 47H99V46ZM107 46L108 45V48H110V50L112 49L113 51H114V54H112L111 52L112 51H110V50H106V47H103V49H102V46ZM115 45V46H114ZM127 45V46H126ZM137 45H139L140 47H138V48H136V46ZM155 47H154V46ZM25 46H27V48H28V50H26L27 48L25 47ZM36 46H38V47H36ZM110 46V47H109ZM165 46H166V50H165ZM9 49V50H11V52L12 51H14L15 52V54L13 53V55H12V53H10L9 54V51L7 50V48ZM94 47V48H93ZM120 47V48H119ZM160 47V48H159ZM24 48V49H23ZM37 49V50H41V52L39 51V52H37L39 55H37V53H36V50H34V49ZM70 48V49H69ZM74 48V49H73ZM95 49L96 48V51L95 50H93V49ZM97 48H101L100 49V52H98L99 51V49H97ZM153 48V49H152ZM156 48H157V50H156ZM21 49V50H20ZM31 49V51H29ZM43 49H44V51H43ZM48 49V50H47ZM50 49V50H49ZM73 49V50H72ZM138 49V50H137ZM75 50H76V52H75ZM78 50V51H77ZM82 50V51H81ZM125 50L127 51V52H125ZM135 50V51H134ZM19 51L22 53H19ZM32 51H33V54L35 55V57L31 54L32 53ZM43 51V52H42ZM48 51V52H47ZM50 51V52H49ZM62 52L63 51V53L64 54H66L67 56H63L64 54L63 53H61V54H59L58 52ZM65 51H67V52H69V53H67V52H65ZM104 51V52H103ZM105 51H107V53L105 52ZM73 52L75 53V55L74 56H76V55H78V57L76 56V57H74V59H71L70 57H73L72 56V54H73ZM90 52V53H89ZM103 53V54H101L100 55V53ZM121 52V53H120ZM123 52H125V53H123ZM138 52V53H137ZM154 52H156V54L154 53ZM162 52V53H161ZM168 52V53H167ZM42 53V54H41ZM48 53V54H47ZM56 53V54H55ZM78 53V54H77ZM89 53L90 54V56H91V53H93L92 54V56H94L93 57V59L91 60V58H90V56L89 55H87V54ZM94 53H95V55H94ZM96 53H98L99 54V56H97L96 55ZM118 53L120 54V55H118ZM139 53H142V60H141V62L144 64L143 66H139V64H138V62L136 61L135 62V60H133L132 58H133V54H139ZM158 53V54H157ZM26 54H28V55H26ZM44 54L46 55V56H44ZM52 54H53V56H52ZM60 55V57L58 56V58L56 57L55 58V56H57V55ZM80 54H81V56H80ZM131 54V55H130ZM155 54V55H154ZM27 57H26V56ZM43 55V56H42ZM49 55V56H48ZM82 55H87L88 56V58H87V56H85V58H84V56L82 57ZM108 55V56H107ZM116 55H118L119 57L118 58H121V60L120 59H118L117 57H116ZM126 55V56H125ZM153 55V56H152ZM16 56H18L17 58L18 59H15L16 58ZM25 56V57H24ZM40 58L41 56V58H42V60H41V58H40V61L38 60L39 58ZM126 58H125V57ZM128 56V57H127ZM147 56V57H146ZM161 56H162V58H161ZM3 57L4 58H6V60L7 61H4L3 60ZM30 57H33V58H30V59H32V61L35 59V61L36 60H38L37 61V64L39 63V65H36V66H38L37 67V69L39 70V72L38 73H36L37 71H36V69H35V71L36 72H33V71H31V72H33V73H29V71L30 70H32L33 69V66L32 65H34L35 66V61L33 62V64L32 63H29V64H27L26 65V67H25V65H23L24 63L23 62H28L30 59L29 58ZM44 57H45V60H44ZM46 57L48 58L49 57V59H48V61H47V59H46ZM54 57V58H53ZM61 57H62V59H61ZM95 57H96V59H95ZM102 57V58H101ZM111 57H113L112 59H111ZM130 57V58H129ZM132 57V58H131ZM145 57V58H144ZM28 58V59H27ZM38 58V59H37ZM97 58H98V61H100L99 62V64L101 65V64H104V63H107V64H105L106 66L107 65H109V67L112 69L113 68V70H111V69H105L104 67H102L103 65H101V67L100 68H96V67H98L99 65H98V63H96L97 61ZM102 60H100V59ZM104 58H106V59H104ZM164 58V59H163ZM166 58V59H165ZM14 59H15V61H14ZM69 59H71L70 61H69ZM126 59V60H125ZM128 59V60H127ZM157 59V60H156ZM55 60V61H54ZM66 60H68L67 62H68V64L66 63ZM75 60V61H74ZM91 60V61H90ZM93 60H94V62H93ZM112 60V61H111ZM117 60H120V61H118V63L116 64L115 62ZM131 60H133V61H131ZM151 60V61H150ZM31 60L29 61V62H32ZM56 61H57V65H58V67H59V64H61L62 66H64V68L65 69H62V70H60V68H59V70L57 71V72H59L58 74H57V72L55 73L56 75H54L53 73H54V70L53 69H55V68H53V67H56V65L55 66H53L55 63H56ZM63 63H61V62ZM78 61L80 62L81 61V63L80 64H78ZM85 61H87V63L85 62ZM96 61V62H95ZM115 61V62H114ZM130 61V62H129ZM2 62H0L1 64H2ZM17 62V63H16ZM45 62V63H44ZM47 62H53L52 64V70H53V73L51 72V74L50 73H48V71H51V70H49V69H47V68H49L48 66H47ZM65 62V63H64ZM76 62H77V64H76ZM111 62H112V65H111ZM114 62V63H113ZM132 62H134V64L132 63ZM70 63V64H69ZM84 63H85V65H87V66H85L84 65ZM168 63V64H167ZM12 64H14V65H12ZM44 64V65H43ZM65 64V65H64ZM76 64V65H75ZM97 64V65H96ZM114 64H116L115 65V68H114ZM122 64H123V66H122ZM137 64V65H136ZM163 64V65H162ZM20 65V66H19ZM30 65V66H29ZM49 65H50V63H49ZM81 65V67H77V66H80ZM164 65H165V67H164ZM10 66V67H9ZM22 66L23 67H25V68H27V69H25V71H24V69L22 68ZM28 66V67H27ZM32 66V67H31ZM36 66L34 67V68H36ZM71 66H73L71 69H69ZM83 66H84V68H83ZM105 66V67H106ZM125 66H127L128 68H129V70H127L128 68H124L123 69V67H125ZM146 66V67H145ZM147 66H148V68H147ZM168 66V67H167ZM16 67V68H15ZM20 67V68H19ZM47 67V68H46ZM156 67V68H155ZM4 68V69H3ZM7 68H9V69H7ZM22 68V72H20L19 70ZM79 70H78V69ZM157 68H159L158 70H157ZM168 68V69H167ZM2 69V70H1ZM18 69V70H17ZM30 69V70H29ZM46 69H47V71H46ZM51 69V68H50ZM67 69V70H66ZM125 69L128 71V73H127V71L125 72ZM137 69V70H136ZM64 70H65V72H64ZM76 70H78V71H76ZM98 70V71H97ZM107 72H106V71ZM132 70H134V72H136V75L137 76H140L139 77V79H140V81H139V79L137 78H135V77H137V76H135L134 78H133V71ZM141 70V71H140ZM144 70H146V73H144L143 71ZM20 72V74L18 75L17 74V72ZM27 71V72H26ZM45 71H46V73H45ZM94 71V72H93ZM104 73H103V72ZM111 71V72H110ZM115 71H118V73L119 74H117ZM149 73H148V72ZM10 72H12V73H10ZM14 72V73H13ZM18 72V73H19ZM122 72V73H121ZM126 73V75H125V73ZM164 72L166 73V74H164ZM24 73H29L30 74V77L32 76V79L34 78V77H37L38 76V79L37 78H34L33 80L32 79H30V77H28V76H26L25 77V79L24 78H22V76H25V75H23ZM40 73V74H39ZM48 73V75L49 76H47V77H50V78H48L50 81H48V79H46V78H44V76L46 75ZM79 73V74H78ZM115 73L117 74V75H115ZM145 74V76H142L141 74ZM12 74L14 75V76H12ZM33 74V75H32ZM37 76H36V75ZM53 74V75H52ZM65 74V75H64ZM68 74V75H67ZM74 74V75H73ZM98 74V75H97ZM101 74V75H100ZM104 74V75H103ZM114 74V75H113ZM121 74V75H120ZM164 74V75H163ZM7 75H9V77H12V78H10L9 79V77L7 78ZM22 75V76H21ZM28 75V74H27ZM81 75V76H80ZM118 75H120L119 77H121L122 78V81L121 82H123L124 84L126 83H130V84H127V85H122L123 83H119L118 84V82H117V78H119L118 77ZM135 75V74H134ZM148 75V77H146ZM160 75V76H159ZM161 75H163L162 77H161ZM5 76H6V78L8 79H5ZM61 76V77H60ZM63 76V77H62ZM84 76H90L91 77V79L93 78H95V80H93L92 79V81H88V82H90L91 84H89L87 81V83L84 81V85H83V79H82V77H84ZM100 76V78H98ZM116 76V77H115ZM130 76H132V78H130L129 80H128V82H127V79L126 78H129ZM46 77V76H45ZM59 77V78H58ZM105 77H107L106 79H107V82L109 83H106V80H104L105 79ZM161 79H163V80H160V78ZM168 77H170L169 79H168ZM5 79V81H2L3 79ZM28 78V79H27ZM45 80H44V79ZM53 78V79H52ZM97 78V79H96ZM101 78H103V79H101ZM116 78V79H115ZM124 78V79H123ZM151 78V79H150ZM22 79V80H21ZM41 79H43L45 82H50V83H56V82H60V79H62L63 81H61V84L62 85H69V86H72L73 88H75V89H77L78 88V92H80V93H82L81 92V90L80 89H89V91H90V94H91V97H92V99L93 98H95V96H93L94 95V92H96L97 93V101H98V103L95 101V99H93V101L91 102L90 100L89 101H87L85 98H84V94H79L80 95V97L78 98L77 97V95H75V97L79 100V102H80V100L82 99V104L83 105H79V102H78V100H76V98L75 97H73V96H70L69 98H70V100H69V98H67V100H68V102L69 103H71V104H69V103H67V101H65L66 99H62L64 102H63V104H64V106L66 105V109L68 110L67 111V113H69V114H67V117H62V119H61V121L62 122H65V124L67 125L66 127L67 128H65V126L62 128V130H64L66 133H68V135L67 134H65V132L64 131H62V130H59L58 132V140H57V142H56V145H55V143H49V146H48V143H44V144H42V141H43V136H45V134H43L42 132H39V131H37L36 129V131L37 132H33V131H35L34 129L32 130V131H30V133H29V135H28V131L26 132L25 130H22V129H19V127L17 126V123H15L14 122V120L13 119H16V115H15V112H12V111H9V110H12L14 107H11V104H10V107L12 108V109H7L6 110V108L8 107L7 106V104L9 103H7V101L6 100H8V99H6V98H9V97H11L10 99H12V100H14V102H16V97L15 96H18L17 97V102L20 100V97H22L23 95H26V94H28V95H31V93L32 94H34L33 92V89H26V86L25 85H27V88L28 87H35V85L36 84H34V82H39ZM64 79H66V81L64 80ZM90 79V80H91ZM98 79H101L102 81L100 82ZM113 79V80H112ZM126 79V81L124 82V80ZM136 79V80H135ZM146 79H147V81H146ZM164 79H166V80H164ZM184 79H186L187 80V82H186V80H184ZM13 80V81H12ZM17 80V81H16ZM19 80H20V82L21 81H23V82H19ZM32 82H31V81ZM36 80V81H35ZM59 80V81H58ZM72 80V81H71ZM82 80V81H81ZM119 80H121V79H119ZM149 80V81H148ZM157 81V83H155L156 81ZM169 80V81H168ZM14 81H16V82H14ZM53 81V82H52ZM98 81V82H97ZM105 81V82H104ZM142 81H146V82H142ZM4 82V83H3ZM9 83V85H10V87L12 86V87H14L15 89H16V85H18V82H19V84H20V86H22V85H24V87L22 86V88H21V91L22 92H24V94L19 90V92H21V93H19L17 90V92L15 91V89H13V88H10L9 87V85L8 84H6V83ZM10 82H12V83H10ZM14 82V83H13ZM25 82V83H24ZM79 82H80V84H79ZM96 82V83H95ZM115 82V83H114ZM152 82H154L153 84H151ZM169 82V83H168ZM31 83V84H30ZM105 83V84H104ZM134 83V84H133ZM143 83V84H142ZM201 83V84H200ZM14 84V85H13ZM34 84V85H33ZM82 84V85H81ZM88 84V85H87ZM106 84H108L107 86L108 87H110V88H106ZM144 84L145 85H147V86H145L144 87ZM203 84V85H202ZM8 85V86H7ZM79 85V86H78ZM122 85V86H121ZM137 85H138V87H137ZM164 85H168L167 86V90H166V92L168 93V94H166V92H164L165 90H163L164 88H166ZM200 85H201V87H200ZM4 86V87H3ZM75 86V87H74ZM123 86H124V88H123ZM164 86V88L163 89H161V92H157V91H159L160 89V87L162 88ZM204 86V87H203ZM2 87V88H1ZM8 90H10V91H6L7 89ZM102 87H104V88H102ZM118 87V88H117ZM119 87H120V89H119ZM147 87V88H146ZM159 87V88H158ZM185 87V88H184ZM230 88L231 87V90H229L228 88ZM134 88V89H133ZM189 88V89H188ZM217 88V89H216ZM218 88H220V90L221 89H224V91L226 90V93H228V94H226V93H222L221 91H219V89ZM95 89V90H94ZM109 89H112V91L110 90L109 91ZM116 91H115V90ZM121 89H123V90H121ZM153 90L152 92H155V93H152V92H150L149 90ZM181 91H180V90ZM92 90H94V92L92 91ZM155 90V91H154ZM175 90H179L181 93H175ZM188 90V91H187ZM191 90V91H190ZM14 91V92H13ZM38 92H37V95H38V97L40 98V91L39 90H37ZM107 91V92H106ZM136 91H137V93H136ZM162 91H163V93H162ZM233 91V92H232ZM5 92V93H4ZM7 92H8V94L10 95L12 92L14 93V97H15V99H14V97H13V93L11 94L12 96H9V97H7L8 96V94H7ZM26 92V93H25ZM99 92V93H98ZM100 92H104V93H107V94H104L103 93V95H102V93H100ZM134 92L136 93V95L134 94ZM171 92H174V93H171ZM207 94H206V93ZM215 92V93H214ZM236 92V93H235ZM47 92H44V94H46ZM187 95H186V94ZM189 93H191V94H189ZM196 93V94H195ZM219 93V94H218ZM220 93H222L221 95H220ZM236 95H235V94ZM109 94H110V96H109ZM111 94L113 95V98H110L111 97ZM165 94L166 95H169V94H173L172 96H173V98L175 97V95H176V98H174L175 100L176 99H180L182 96H183V98H185V99H183V101L181 102V100L179 101V100H174V99H172L170 96V98H171V105H169V103H166L165 105L167 106H169V107H171V106H173V105H175L174 106V108H172L173 110H175V111H173L171 108H170V110H168V108H162V107H160V109L158 108L159 106V104L161 103V99H165L166 100V98H168V99H170L169 97H165ZM179 94V95H178ZM185 94V95H184ZM218 94V95H217ZM225 94V95H224ZM37 95H31V96H36L37 97ZM82 95V96H81ZM101 95V97H99ZM129 95V96H128ZM139 95V96H138ZM178 95V96H177ZM211 95L212 96H214V95H216V96H214V97H212L211 98ZM109 96V97H108ZM154 96H156V97H154ZM157 96H162L163 98H161L160 99V101H156L155 99H158L157 98ZM203 96V97H202ZM232 97L231 99V101H229L230 100V98L229 97ZM236 98V103L233 101V98L234 97ZM4 97H6L5 99H2V98H4ZM72 97V98H71ZM151 97V98H150ZM152 97H154V98H152ZM228 97V98H227ZM38 98V99H39ZM75 98V99H74ZM100 98V99H99ZM110 98V99H109ZM126 98H128L129 99V101L126 99ZM216 99V101H213V99ZM8 100V101H10V103H12V100ZM22 99V98H21ZM41 99V98H40ZM127 100V101H122L121 102V100ZM138 101H137V100ZM225 99H227V103H228V101H229V105H230V108H228V107H226L228 104H226L225 105V103H226V100ZM229 99V100H228ZM6 102H5V101ZM102 100V101H101ZM132 100L134 101V102H132ZM172 100H174L173 102H172ZM196 100V101H195ZM198 100V101H197ZM235 100V99H234ZM75 101V102H74ZM136 101V102H135ZM167 101V100H166ZM77 102H78V104H77ZM88 102V103H87ZM89 102H91V103H93V106H94V108H95V106L96 107H101V108H95L94 110H93V106L91 105V103H89ZM117 102V103H116ZM146 102H147V104H146ZM164 103H165V101H163ZM162 102V105L164 104ZM168 102V101H167ZM210 102H212V103H214L213 105L214 106H212V103H210ZM221 102H223V104L221 105V104H218V103H221ZM225 102V103H224ZM3 103V104H2ZM67 103V104H66ZM126 103H128V104H130L129 105V107L127 106V105H124V104H126ZM153 103H155V107H154V105H153ZM193 103H195V104H193ZM197 103V104H196ZM199 103H200V105L202 106H200L199 105ZM216 103L218 104L217 106H215L216 105ZM14 104H16V103H14ZM13 104V105H14ZM39 104H41L40 102L39 103H37V107H39ZM99 104V105H98ZM117 104V105H116ZM156 104H157V106H156ZM205 104V105H204ZM2 105V106H1ZM101 105V106H100ZM153 105V107H151V106ZM176 105H179L181 108H176ZM188 105H189V108H188ZM197 105H198V107H197ZM204 105V106H203ZM225 105V106H224ZM228 105V106H229ZM6 106V107H5ZM22 105H20V107H21ZM41 106V105H40ZM68 106H70L69 108H68ZM77 106H79V107H81V108H85V110H86V107L88 108V111L86 110V112L84 113V114H81V113H77V114H79V117H78V115L76 114V112H80L78 109H76V107ZM114 106V107H113ZM117 106V107H116ZM119 106H121V107H119ZM143 107V110L141 109L142 107ZM160 106H161V104H160ZM165 106V107H166ZM167 106V107H168ZM179 106H177V107H179ZM191 106V107H190ZM221 106H224L223 108H220ZM239 106V107H238ZM9 107V108H10ZM90 107V108H89ZM116 107V108H115ZM164 107V106H163ZM183 107V108H182ZM204 107V108H203ZM214 107V108H213ZM240 107L242 108V110H240ZM123 108V110H121V109ZM137 108V109H136ZM144 108H147V109H145L144 110ZM148 108H149V110H148ZM152 108V109H151ZM162 108V109H161ZM186 108H188V109H186ZM199 108V109H198ZM203 108V109H202ZM210 108H213L212 110H214V112L213 111H211V109ZM218 108L220 109V110H218ZM228 108V109H227ZM239 108V111L237 110ZM116 109H118V110H116ZM138 109H141V110H138ZM167 111H166V110ZM177 109V110H176ZM181 109V110H180ZM185 109V110H184ZM244 109V110H243ZM14 110V109H13ZM73 110H78V111H73ZM80 110H82V111H84V109H80ZM116 110V111H115ZM147 110V111H146ZM178 110H179V112L182 114V116H184V119H183V117L182 118H180L181 116H178L180 113L178 112ZM187 110V111H186ZM200 110V111H199ZM203 110H204V112H203ZM218 110V111H217ZM100 111V112H99ZM137 111H139L140 112V114L137 112ZM143 111H145L144 113H143ZM156 111H158V112H160L159 113V116L158 115H156L157 113H156ZM165 111L168 113H166L165 114ZM183 111V112H182ZM192 111V112H191ZM206 111V112H205ZM221 111V112H220ZM226 111H228V112H226ZM233 111V112H232ZM237 111V112H236ZM131 112V113H130ZM169 112H170V114H171V112H172V115H170L169 114ZM176 112V113H175ZM179 114H178V113ZM186 112V113H185ZM195 112V113H194ZM200 112V113H199ZM220 112V113H219ZM224 112V113H223ZM230 112V113H229ZM235 112L238 114L237 116H239V117H237V116H235L236 114H235ZM8 113V114H7ZM173 113H175V114H177L176 116H175V114H173ZM194 113V114H193ZM204 113V114H203ZM219 113V114H218ZM7 115V117H6V115ZM71 114V115H70ZM116 114V115H115ZM157 117H155L154 115ZM180 114V115H181ZM203 114V115H202ZM206 114V115H205ZM216 114H217V116H216ZM223 114V115H222ZM225 114V115H224ZM241 114V115H240ZM169 115L172 117L171 119L169 118ZM191 116V119H194V120H187V118L189 117L190 118V116ZM199 115V116H198ZM205 115V116H204ZM221 115V116H220ZM68 116L70 117V119L68 118ZM72 116V117H71ZM84 116V117H83ZM102 116V117H101ZM152 116H154L155 117V119L153 120V118L151 119L150 117H152ZM168 116V117H167ZM177 116H178V118H177ZM14 117V118H13ZM100 117V118H99ZM124 118L123 119V121H121L120 119H119V121H115L114 123H115V125L114 126H111L112 127V129H113V131H111L110 132V130H105V129H103V127L104 126H108V124H107V119H108V123H109V125H112V124H110L111 122V120H117L116 118ZM135 117V118H134ZM186 117V118H185ZM233 117V118H232ZM235 117V118H234ZM240 117H242V118H240ZM12 118V119H11ZM65 118V119H64ZM73 118H74V120H73ZM92 118V119H91ZM103 118V119H102ZM132 118V119H131ZM142 118H143V122L144 123H142ZM230 118V119H229ZM237 118H239V119H237ZM43 119V118H42ZM70 121H69V120ZM87 120L89 123H91V124H93L92 125V128H91V124L89 125L86 121H84V120ZM138 119H140V120H138ZM168 119H169V121H168ZM174 119V120H173ZM178 119L179 120V122H178V120L176 121V120ZM219 119V120H218ZM233 119V120H232ZM235 119V120H234ZM67 120V121H66ZM71 120L73 121V122H78V124H76V122H75V124L76 125H78V127L77 128H81V129H75V125L73 126L72 125V123H70L71 122ZM135 120V121H134ZM138 122H137V121ZM150 120H151V122L153 121V123L154 124H156V123H160V124H162L163 123V125H161V128H165L164 130H166L167 128V130H166V132H167V134L165 133V131L163 132V131H161V132H159L160 130H158V132L160 133V138H159V142H158V139H156V138H154V136H155V131H157L156 129H154V133H153V129H152V126L154 125H152V123H150ZM186 120V121H185ZM200 120V121H199ZM221 120V121H220ZM226 120V121H225ZM82 121V122H81ZM93 121V122H92ZM101 123H100V122ZM126 121V122H125ZM166 121V122H165ZM174 121V122H173ZM186 123H185V122ZM232 121V122H231ZM237 121H238V123H237ZM85 122V123H84ZM104 122V123H103ZM106 122V123H105ZM131 122V123H130ZM133 122V123H132ZM147 122H149L150 124H147V125H149V126H151V129L147 126V128H146V125H144V124H146ZM172 122V123H171ZM195 122H197V124L195 123ZM85 124V126H84V124ZM125 123V124H124ZM127 123V124H126ZM139 123V124H138ZM140 123H142V124H140ZM171 123V124H170ZM174 123H176V124H174ZM104 126H103V125ZM123 124V125H122ZM174 125L173 127L174 128H176L175 130H176V132L177 133H174L173 134V130L171 131V128H169V126L170 125ZM180 124H181V126H180ZM238 124V125H237ZM117 125H119V128H120V130H118V127H116V129H115V126H117ZM130 126V128H129V126ZM132 125H134V126H132ZM143 125H144V127H143ZM159 125V124H158ZM251 125V124H250ZM69 126H70V128H69ZM80 126V127H79ZM96 126V127H95ZM122 126V127H121ZM125 126V127H124ZM194 127V129L192 130V127ZM90 127V128H89ZM96 128V129H94V128ZM137 127V128H136ZM157 127V125L155 126V127H153V128H156ZM159 127H160V125H159ZM159 127H157V128H159ZM171 127V126H170ZM185 129H184V128ZM186 127H187V129H186ZM190 128V130H189V128ZM17 128V129H16ZM105 128V127H104ZM108 128H110V127H108ZM122 128V129H121ZM160 128V129H161ZM184 129L183 131L181 130V129ZM67 129H69V130H67ZM111 129V130H112ZM43 130V129H42ZM80 130H83V135H84V131H85V133H86V135H87V137L89 136V135H91L93 132H94V134L92 135V136H90V137H88V139L86 138V141L83 139V135L82 134H80L78 131H80ZM103 130H105L104 131V133H102V131ZM116 130V131H115ZM118 130V131H117ZM181 130V131H180ZM238 130V129H237ZM18 132V135H17V132ZM77 131V132H76ZM150 132L149 134H152L153 133V138L152 137H149V134H148V132ZM180 131V132H179ZM191 131V132H190ZM252 131H253V128H252V125H251V127L249 126V133H251L252 134ZM16 132V133H15ZM44 132V131H43ZM71 132H73V133H71ZM87 132H89L90 134H88ZM152 132V133H151ZM162 132H163V134H162ZM184 132V133H183ZM189 132V133H188ZM77 133H79L80 134V138H79V135H77ZM82 133V132H81ZM107 133H109V134H107ZM115 133V134H114ZM117 133V134H116ZM141 133V134H140ZM146 133V134H145ZM179 133H182V135H180ZM187 133V134H186ZM193 133H194V131H193ZM38 134V135H37ZM70 134H72L71 136L73 137V138H70L69 136H70ZM97 134V135H96ZM148 134V136H146ZM158 134V133H157ZM165 134H166V136H165ZM179 134V136H180V138L178 137V136H176V135H178ZM186 134V135H185ZM190 134H192V136H190ZM22 135V136H21ZM82 135V136H81ZM107 135H108V140H107V142H104L105 141V139H106V137H107ZM114 135V136H113ZM147 137V139H146V137ZM161 135H164V137L163 136H161ZM174 135H175V138H174ZM29 136H31V137H29ZM38 136V137H37ZM110 136H112L111 137V139H110ZM156 136H158V135H156ZM168 136H171V137H168ZM188 136V138H186ZM36 138V140H34V142H33V139L34 138ZM41 137H43L42 139H41ZM92 137V141L91 142H89V139ZM95 137V138H94ZM97 137V138H96ZM101 137V138H100ZM130 137V138H129ZM186 139H185V138ZM19 138V139H18ZM21 138H23V139H21ZM30 138V139H29ZM104 138V139H103ZM16 139H18V140H16ZM32 139V140H31ZM47 139H49V137H48V135H46V140ZM74 139H76L78 142H80V143H83L84 142V144H82V145H85V147L84 146H82L81 145V147H82V149H83V151H82V149H81V147H80V144H77L78 142H74ZM93 139H95V141H93ZM100 139H101V141H100ZM103 139V140H102ZM153 139V140H152ZM172 139H174V140H172ZM175 139H177V140H175ZM179 139V140H178ZM42 140V141H41ZM60 140V141H59ZM69 140V141H68ZM100 141V142H97V143H99V145L97 144V143H94V142H96V141ZM115 140V141H114ZM157 141V142H155V141ZM161 140V141H160ZM173 141L172 142V144L170 143H168L167 141ZM14 141H12V142H14ZM41 141V142H40ZM74 142V143H76L75 145H74V143L72 144V142ZM89 142L90 144H87L86 142ZM142 141V142H141ZM170 141V142H171ZM176 141V142H175ZM37 142H38V144H37ZM94 143L93 145H95V146H93L92 147V144L91 143ZM105 143V146H102V144H101V146H100V143ZM114 142V143H113ZM126 142V143H125ZM151 142V143H150ZM165 142H166V145H165ZM107 143V144H106ZM113 143V144H112ZM148 143H150V144H148ZM158 143V144H157ZM164 143V144H163ZM176 143V144H175ZM109 144V145H108ZM119 144V145H118ZM153 144V145H152ZM155 144H157L158 146L156 147V145ZM35 145H37V147H35ZM55 147H53V146ZM58 145V146H57ZM110 145H111V147L113 148V146H114V149L112 150V149H110L111 147H110ZM163 145V146H162ZM164 145H165V147L166 148H163L164 147ZM179 145V146H178ZM33 146H34V150H32L31 151V149H33ZM39 146V147H38ZM41 146V147H40ZM86 146H87V149L89 148V149H93V148H97V149H100L101 151H103V152H101L100 151V153H99V151H97V150H95L94 149V152L93 153H98L97 155H93V153L91 152V150L89 151V150H87V149H85L86 148ZM107 146H109L110 148H107ZM137 146V147H136ZM160 146V147H159ZM28 147H30L31 149H29ZM104 147V148H103ZM139 147V148H138ZM8 148H10V149H8ZM27 148V149H26ZM42 148V149H41ZM49 148V149H48ZM80 148V149H79ZM115 148H117L118 150H123V152L125 151L126 153H128V150L130 151L129 152V154L130 155H134V157L136 158V157H138L137 158V163H138V166H136L137 165V163H136V161H135V158L133 157H130V155L129 156H127V154L126 153H123L122 151L121 152H118V151H116V149ZM129 148H131V149H129ZM19 149H22V153H23V155L22 154H15L14 155V152L16 151V152H20V150ZM128 149V150H127ZM161 149V150H160ZM163 149H165L164 151H163ZM166 149L167 150H169V151H166ZM15 150V151H14ZM18 150V151H17ZM28 150H30V151H28ZM42 150V151H41ZM55 150V151H54ZM108 150L110 151V152H108ZM152 150V152H150ZM170 150H172V151H170ZM14 151V152H13ZM96 151V152H95ZM163 151V152H162ZM15 152V153H16ZM106 152H108V153H106ZM165 152V153H164ZM168 152V153H167ZM25 153V154H24ZM88 153V154H87ZM102 153H104L103 154V159L105 158L104 156H107L105 159H106V161H101V162H103V164H105V165H107V166H105V165H103V164H101V162H99V159L101 158L102 159ZM110 153V154H109ZM111 153H115V154H113V156L111 157L110 155H112ZM120 154V153H122L123 155H122V157H121V154L120 155H117V154ZM168 154V155H166L167 157L164 159V158H161V156L162 157H164L165 155L164 154ZM175 152H173V154H174ZM2 154V155H1ZM54 154V155H53ZM86 154H87V156H86ZM144 154H146V157H145V155ZM176 154L177 153H175V159L176 158H178L179 156H176ZM65 155V156H64ZM164 155V156H163ZM5 156H6V158H5ZM22 156V157H21ZM31 156V155H30ZM68 156V157H67ZM71 156V157H70ZM93 156L95 157V158H93ZM118 156H120V157H118ZM123 156L125 157V158H123ZM17 157H20V160L18 159V160H16L17 159ZM28 157V158H27ZM86 157V158H85ZM5 158V159H4ZM30 158V159H29ZM108 158H110V159H108ZM120 160H119V159ZM142 160H141V159ZM163 159V160H158V159ZM174 158V157H173ZM48 159V160H47ZM77 159V160H76ZM92 159V160H91ZM144 159H146L147 161H145ZM26 160V161H25ZM31 160V161H30ZM107 160L109 161L110 160V162H112V161H114V162H112L114 165L115 164H117L116 166L117 167H115V166H113V164L112 165H109V164H107V163H109V162H107ZM112 160V161H111ZM145 162H144V161ZM153 160V161H152ZM157 160V161H156ZM11 161L13 162V163H11ZM90 161L93 163H90ZM96 161V162H95ZM119 161V162H118ZM127 161H128V163H127ZM132 161V163H130ZM149 161V162H148ZM10 162V163H9ZM17 162V163H16ZM58 162V163H57ZM79 162V163H78ZM107 162V163H106ZM116 162V163H115ZM21 163V164H20ZM28 163H32L31 165H28ZM88 163V164H87ZM119 163H121V164H119ZM125 164L126 166H123L122 164ZM127 163V164H126ZM131 165H130V164ZM133 163H135V164H133ZM140 163H141V165L142 166H140ZM7 164V165H6ZM38 165V167H37V165ZM58 164V165H57ZM15 165V166H14ZM17 165H19V167H17ZM51 165V166H50ZM84 165V166H83ZM89 165V166H88ZM7 166V167H6ZM48 166V167H47ZM77 166H78V168H77ZM80 166V167H79ZM87 166V167H86ZM109 166V167H108ZM111 166V167H110ZM122 168H121V167ZM15 167V168H14ZM55 167H57V170H55ZM114 169H113V168ZM13 168V169H12ZM37 168V169H36ZM50 168V169H49ZM97 168H98V170H97ZM111 168V169H110ZM124 168V169H125ZM1 169H4V167L2 168V165H1V163H0V171H1ZM18 169V170H17ZM37 170V171H35V172H40L39 174H41L40 176H42V178H40L39 179V177H38V173H34L33 175L30 173L32 170ZM42 169V170H41ZM62 171H61V170ZM65 169H67L66 171H70V175L65 171ZM75 171H74V170ZM100 169V170H99ZM103 169V170H102ZM113 169V170H112ZM127 169V168H126ZM12 170H14V171H12ZM64 170V171H63ZM93 170V171H92ZM94 170H95V172H94ZM55 171H57V172H59V173H57V172H55ZM83 171V172H82ZM99 171V172H98ZM3 172V171H2ZM47 174H46V173ZM52 172V173H51ZM64 173L63 175H66V177L63 179L62 178V173ZM68 174V176H67V174ZM76 172H77V174H76ZM82 172V173H81ZM7 173V174H8ZM15 173H18V174H16L15 175ZM95 173H97L96 175L97 176H95ZM138 173V172H137ZM61 174V175H60ZM82 174V175H81ZM89 174V175H88ZM139 174V173H138ZM3 175V174H2ZM2 175H0V178H1V176ZM5 175V176H4ZM4 175L2 176V178L4 177V178H6V179H0V181L1 182H3L4 180H5V183L6 182H8V181H6L7 179H8V177H9V175H8V177H6V174L4 173ZM19 175V176H18ZM58 175V176H57ZM73 175H75V177L73 176ZM78 175V176H77ZM91 175V176H90ZM137 175V174H136ZM136 175L134 176V174L133 175H128V176H126V178H124L125 179V182H126V184H133L134 182H136V183H134V184H138V183H140L139 181L137 182L136 180L137 179H139L140 178V176L139 175H137L138 177H136ZM27 176V177H26ZM34 178H33V177ZM48 176V177H47ZM49 176H51V177H49ZM55 176V177H54ZM93 176H94V178H93ZM164 176V177H163ZM9 177V178H10ZM50 178V179H49ZM66 178V179H67ZM129 178V179H128ZM165 180H164V179ZM36 179V180H35ZM42 179V180H41ZM170 179V177L169 176H167L166 174L165 175H163L162 174V180H163V182H165V184H167V183H169V181H171V179ZM9 180V179H8ZM92 180H94V181H92ZM10 181V180H9ZM187 181V184H195L196 182V184H198L199 182L198 181H196V182H192V183H190L189 181H188V179L186 180ZM204 181V180H203ZM84 182V181H83ZM207 182V181H206ZM184 183H186V182H184ZM204 183V182H203ZM9 184H10V182H9ZM0 185H2V183L0 184ZM168 185V184H167ZM3 186H10V185H8V184H6V185H4V183H3ZM88 186H89V184L86 186L85 185V189H86V187H87V190L89 189L88 188ZM11 187V186H10ZM35 187V185L33 186V188ZM35 190L36 189H38L39 191H40V189L42 190L41 192H43V190L45 189L44 187H43V185H39L38 187H35L34 188ZM0 190H2V189H0ZM37 190V191H38ZM3 191V190H2ZM1 191V192H2ZM38 191V192H39ZM45 191H47L46 189H45ZM0 192V196L2 195V193ZM5 192V191H4ZM3 192V193H4ZM119 192V191H118ZM120 192H122V191H120ZM138 192H140V191H138ZM197 192V191H196ZM204 192V193H203ZM201 196L202 197H204V198H200L201 196H199V198H198V200H200V199H202V200H200L199 202H201V205H202V209L204 210H206V208L205 207H207L208 206V204H206V206H205V202L207 203L209 200H210V193L209 192H207V190H201ZM203 194H206V196H204ZM208 194V195H207ZM64 195V194H63ZM103 195L104 196H106V194H104L103 193ZM137 195H139V197H141L142 196V194L141 193H137ZM236 195V194H235ZM116 196H118V195H116ZM208 196V197H207ZM66 197V196H65ZM119 197V196H118ZM142 198V197H141ZM137 199V201L138 202H141V201H143L144 199L142 198V199ZM235 198H237V196H235ZM188 199H190V197L188 198ZM206 201H205V200ZM238 204V202L236 201V203H235V205L234 206H236ZM200 205V206H201ZM185 206V205H184ZM199 206V207H200ZM203 206H204V208H203ZM238 206V205H237ZM189 207V209H187ZM188 207H181L180 209H181V212H177V213H181V215H180V217H179V215H178V218L176 217V214L174 213L175 211H166V212H169V213H174V215L173 216H175L176 218V221H175V219L173 218V216L170 218L169 217V219H167V220H165V221H167L168 223H164L163 222V220L165 219H162L163 218V215H162V218H160V219H158L159 221H158V223L159 224H161V226L163 225V227L165 226L164 224H168V226H165V228L166 227H168V230L169 229H171V228H173V230L175 231V233H172L173 231L172 230H169L171 233H172V237H173V235L175 234L176 236H174L175 238H177V236H179L178 237V240H175L174 238H171V239H173V240H170V242L172 241V250H173V252H172V254L173 255H171L172 256V259H175V258H177L178 257V255L176 254L175 256H174V252L177 250V248H178V245L180 244L179 242H181V241H183V242H181L182 243V245L183 244H185L186 243V245H187V243H188V246H186V245H183V247H181V249L182 248H185V251H184V254H183V257L185 258V256L187 257V259H195V260H197L199 257H200V255H202L201 253L203 252L202 250V252L201 253H197V251L196 250H198V249H203V250H206V252H207V254L210 252V249H211V252L209 253V256L211 255V256H213L214 257V260H216V261H219L220 263L222 262V264L223 263H226V264H264V244H263V239H264V234L262 235L261 233L262 232H264V226H261V229L260 230H262V231H260L259 230V233H258V229L257 228H260V227H257V225H256V227L257 228H251V223H253L254 222V220H253V222L252 221H250L249 220V218H247V215H248V217L251 215V212L249 213V214H247L246 212H245V210L242 212H240V209H238V207H236V208H234V209H236L235 211H239V214H238V212H235V213H237V215L238 216H242L243 214V216H245L246 214V218H245V225H244V221H243V219H240V218H238L237 220L238 221H235L234 220V222H233V220L232 221H230V222H228V221H226V219L225 220H221L220 222H218V224H216V225H219V224H221L222 223V225H224L225 223V225L223 226L224 227V230H223V227H220V229L221 230H219V228H218V230H215L214 232H209V234L210 235H208V231H206V230H204V226H209V223H206L207 222V220L205 219V216L206 215H202V214H199L198 215V213H200V212H198V211H200L201 210V208L200 209H197V207H198V205L195 207V209H190V208H193V206H188ZM198 207V208H199ZM174 208V207H173ZM177 208V207H176ZM179 209V208H178ZM178 209H176L177 211H178ZM234 209H230V211H232V210H234ZM249 209L250 210H252L250 207H249ZM249 209H247L248 211H249ZM254 210V209H253ZM180 211V210H179ZM195 212V213H191V214H193V216L192 217H190L188 220H187V223L185 224V222H186V219H187V217L188 216H190V215H188L187 216V214H189L188 212ZM202 211V210H201ZM205 211H203V212H201V213H204ZM169 213H165L164 215H170ZM233 212H231V214H232ZM241 213H243L242 215H241ZM195 214L197 215V216H195ZM206 214V213H205ZM256 214V213H255ZM234 215V214H233ZM236 215V214H235ZM107 216V218L104 216H102V218L104 219H108V220H105V221H109V220H111V218L112 217H108V215H106ZM160 216V215H159ZM182 216V217H181ZM203 216V217H202ZM208 216V215H207ZM230 215L228 214V217H229ZM254 216H256V215H254ZM155 217H158V216H155ZM203 218L202 220L200 219V218ZM233 217V216H232ZM168 218V217H167ZM193 218H195V219H199V220H201V221H199L198 219V222H197V220L196 221H192V219ZM207 218H209V217H207ZM230 218V217H229ZM234 218V217H233ZM232 218V219H233ZM236 218V217H235ZM250 218H252L253 219V216L252 217H250ZM181 219H182V221H181ZM191 219V220H190ZM241 220V224H240V220ZM251 219V220H252ZM160 220H161V222H160ZM102 221V220H101ZM100 221V222H101ZM104 221V222H105ZM116 221V220H115ZM181 222V224L182 225H180L179 224V226H177L178 227V229H177V227H173V226H176V225H178V222ZM210 221H213V220H210ZM242 221H243V223H242ZM103 222V221H102ZM113 222V221H112ZM111 221H109V223H112ZM209 222V221H208ZM216 222V221H215ZM236 222V223H235ZM237 222H239V224L238 225H236L237 224ZM109 223H107V225L106 226H103V227H107V226H109L110 224ZM116 223L117 224H119V226H117L118 227V229H117V231L123 236V233L122 232H124V233H127L128 232V230H130L129 228H128V224H121V222H117L116 221ZM116 223H112L113 225H115ZM193 223V224H192ZM212 222H210V225H212L211 224ZM232 223V224H231ZM249 223V224H248ZM125 225V226H121V225ZM169 224H171L172 225V227H170L169 226ZM185 224V225H184ZM190 224H192V225H190ZM195 224V225H194ZM233 224H235L234 225V229L236 230H234V232H233V234L231 233L230 234V230H231V228H232V226H233ZM102 225H104V224H102ZM184 225V226H183ZM244 225V226H243ZM248 225V226H247ZM253 225V224H252ZM264 225V224H263ZM121 226V227H120ZM181 226H182V229H183V231H182V229H181ZM188 226V227H187ZM189 226H192V227H189ZM215 226V225H214ZM240 227V228H238V227ZM246 226L248 227V228H246ZM109 227H112V225L111 226H109ZM120 227V228H119ZM124 227H125V229H126V231L124 230ZM170 227V228H169ZM243 227V228H242ZM245 227V228H244ZM167 229V228H166ZM184 229H185V231H184ZM195 229V230H194ZM239 229V230H238ZM240 229H244V231H241ZM246 229V230H245ZM252 229V230H251ZM119 230H121V231H119ZM177 230H179V232L177 231ZM195 232H193V231ZM239 232H238V231ZM251 230V231H250ZM257 230V231H256ZM181 231V232H180ZM189 231H190V234L188 235V233H189ZM223 231V232H222ZM225 231V232H224ZM246 231H247V233L249 234H247L246 233ZM118 232H116V234H118ZM198 232V233H197ZM206 232V233H205ZM220 232L221 234V236L222 237H220V235L218 234V233ZM240 234V233H246V235H243L242 234V236L241 235H239L238 233ZM251 232H255V233H251ZM261 232V233H260ZM177 233V234H176ZM182 233H186V234H182ZM193 233H194V235H193ZM201 233V234H200ZM225 233V235H223ZM128 234V233H127ZM127 234H124V236H125V238H126V235ZM180 234V235H179ZM218 234V235H217ZM253 234V235H252ZM259 234H261L262 235V237H263V239H261V237L260 236H258ZM119 235V234H118ZM120 235V236H121ZM182 235V236H181ZM230 235H233L234 237H236V239L235 240H237V238H238V243L239 244H244V246L242 247V245H241V247H240V245L238 246L239 247V249H241L242 250V252H244L243 254H240L241 253V251L240 250H238V247H237V245H238V243H237V241H235L234 239L232 240H230ZM239 235V236H238ZM206 236V237H205ZM213 236H219V237H217V238H220V240H221V242H226L227 240H229V241H227L226 243H224L226 246V248L224 247V245H223V243L221 244H219L218 243V245L216 244L217 242L215 241L216 240V238L215 237H213ZM233 236L231 237V238H233ZM247 237L246 238V240H244L245 238L244 237ZM211 237H213V238H211ZM228 237V238H227ZM239 237H242V240H243V242H241V241H239L240 239H239ZM252 237H254V238H252ZM124 238V239H125ZM189 238H193V239H191V241H190V239ZM196 238H197V240H196ZM252 238V239H251ZM123 239V238H122ZM127 239V238H126ZM180 239V240H179ZM209 239H212V240H214V241H212V240H208ZM247 239H249V240H247ZM223 240V241H222ZM101 241V240H100ZM103 241V240H102ZM123 241H125V240H123ZM128 241V240H127ZM179 241V242H178ZM198 241V242H197ZM200 241H202V244L203 243H205V244H209V246L211 245V247H208L207 245H206V247H205V245L203 244V246H202V244H200L199 245V242ZM231 241H235V243L233 242V244H237V245H235V246H233V247H231V245H229V246H227L228 244H229V242H231ZM248 241V242H247ZM249 241H250V245H249ZM258 241V242H257ZM132 242L134 243L135 241L134 240H132ZM179 243V244H177V245H175L176 243ZM218 242H220V241H218ZM173 243H175V244H173ZM201 243V242H200ZM253 243V244H252ZM193 244V245H192ZM196 244H198V245H196ZM232 244V245H233ZM256 245V247L258 246V245H260V246H258V250L257 249H255L256 247H255V245ZM175 245V246H174ZM221 245H222V247H221ZM251 245H254L253 247L251 246ZM190 246H193V247H190ZM199 246H201V247H199ZM196 248V252H192V253H187V255H186V250H194L195 248ZM208 247V248H207ZM224 247V248H223ZM229 247V248H228ZM253 248V250L251 251L250 249H252ZM260 247H261V249H263L262 251H261V249H260ZM100 248L103 250V249H109V247L108 246H105V243H101L100 244ZM99 248V254H97V257H99L98 255H100V257L99 258H101L102 256L104 257V258H106V256H110V257H107V258H111L112 256H114V255H105L104 253H102L101 252V249ZM198 248V249H197ZM206 248V249H205ZM231 248V249H230ZM88 249H90L89 247H86V248H84V250L85 251H89ZM208 249V250H207ZM238 251V252H240V253H238L236 250ZM244 249V250H243ZM224 250V252H221V251H223ZM236 251L237 252V255H236V257L234 256V255H230L231 257L229 258L228 256H229V254L227 255V257L225 256L227 253H230V252H232V251ZM209 251V252H208ZM248 251H249V253H248ZM258 251V252H257ZM191 252V251H190ZM205 252V251H204ZM205 252V253H206ZM227 252V253H226ZM212 253V254H211ZM217 253V254H216ZM235 253V252H234ZM255 253V254H254ZM259 253V254H258ZM262 253V254H261ZM189 254H190V256H189ZM233 254V253H232ZM244 254H246V256L244 257L243 256V258L241 257L242 255H244ZM247 254H248V256H247ZM254 254V255H253ZM197 255V256H196ZM256 255V256H255ZM193 256V257H192ZM195 256H196V258H195ZM199 256V257H198ZM209 256H206V254H203V257L201 258V260L203 261V262H207V261H212L213 260V257L211 258V257H209ZM223 256V257H222ZM254 258H257V259H254L253 260V257ZM261 256V258H259ZM115 257V256H114ZM179 257H181V256H179ZM182 257V258H183ZM190 257V258H189ZM207 257V259H204V258H206ZM222 257V258H221ZM225 257V258H224ZM237 257H239L238 258V260H237ZM113 258V257H112ZM241 258V259H240ZM245 258H247L246 260H245ZM252 258V259H251ZM204 259V260H203ZM225 259H228L229 261H227V262H225L224 260ZM237 261H236V260ZM243 259V260H242ZM251 259V260H250ZM198 260H200V258L198 259ZM200 260V261H201ZM234 260V261H233ZM240 260V261H239ZM241 260H242V262L243 263H240L241 262ZM248 260V261H247ZM260 260H262V261H260ZM245 261V262H244ZM247 261V262H246ZM229 262V263H228ZM230 262H232V263H230ZM258 262V263H257ZM217 264H219V263H217Z\"/></svg>",
	"mask_w": 264,
	"mask_h": 264
}]
</instances>
